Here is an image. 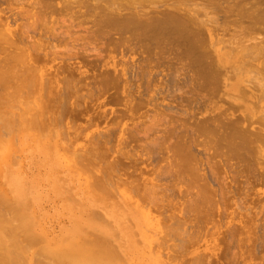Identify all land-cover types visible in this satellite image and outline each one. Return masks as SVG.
Here are the masks:
<instances>
[{
  "label": "bare ground",
  "instance_id": "6f19581e",
  "mask_svg": "<svg viewBox=\"0 0 264 264\" xmlns=\"http://www.w3.org/2000/svg\"><path fill=\"white\" fill-rule=\"evenodd\" d=\"M8 1V0H7ZM6 0H4V3L5 2H7ZM15 1V0H14ZM33 1L35 2L36 0H31V2L30 3H32V4H30V5H36V7H34L33 6V8L34 9H37V11L39 12V13H37L38 14V18H39V16H41V18L43 19H41V18H39V19H41V21L40 20H38V19H36L35 17V19H32V17H30V16H32L33 15V13L32 14H29L30 16L28 17L27 15V17L28 18H31L32 19V21L33 20H35V21H33L32 22V26H31V28H30V26L28 27V24H30V22L28 23V24H26L25 26H26V32L23 30H19L18 28H13V24H12V27H11V25H10V23H15L16 21H17V19H19L18 17H20V16H22V14L21 13H19V11L15 14V13H12V11L11 10H9L8 11V13H11L10 15H7L6 14V17H4V21H2L1 20V13H2V11L0 10V105L2 104H4L2 107L3 108H0V110H2V109H4V108H7L8 107V109H11V108H9V107H13L12 109H16V110H18L19 109V111L21 112L20 113V115H17V113L15 114H10V112L9 113H3V112H1L2 113V115H1V113H0V126H3V125H1V124H3L4 123V127H1L0 129L2 130V128H4V130H5V132H4V137L7 135L8 136V134H11L12 132H13V134H11L12 135V137H13V135L14 134H16L15 132H14V130L11 132V131H9V130H12V129H10V126H11V124H12V126H13V124L15 125V123H18V119L17 120H15V123L13 122H11L10 124H8L9 123V121H10V119H12L13 117L11 116V115H14V118L16 117H18L19 118V116H20V118H21V124H19L18 123V125H23V124H27V125H29V126H31V127H34L33 129H35V130H37L36 132H38V131H40L39 132V134H41V132L43 133V130L44 129H48L46 132L47 133H49V132H51V134H49L48 136H55V134H61L62 133V141H63V139L65 138V136H64V134L66 133V132H63V129H61V128H63L64 126H67V125H69V119L67 118V116L69 115L70 117H71V119H73V117L75 118V119H73V121H75L78 117L80 118V117H83V115L81 116L80 114V112H82V114H84L85 113V111H83L82 109V104H81V100L83 99V98H88V96H89V100L88 101H93V100H96L94 97H92V99H91V96L93 95V92H92V94H89L90 92H87V91H84V96H85V92H87V94H89V95H87L86 94V96L84 97L83 95L80 97L79 95H80V93H78L79 95L78 96H76L75 97V95H74V97L77 99L78 97H80V98H78V99H80V101H78V99H77V101H76V99L73 97V92L72 91H74V87H75V82H77V83H80L79 85L81 86V85H83L84 83V81L85 80H83V79H86L87 78V82L85 81V84L86 85H88V83L90 82L88 79V77H91V79L90 80H94V78H95V86L96 85H98V84H96V83H99V85L102 83V82H104V83H102L101 85H100V87H101V91L103 92V91H105L106 93H108L109 91V89H108V87H109V85L107 84L108 82L110 83L111 82V86L110 87H114V85L112 84V83H115V88L113 89V90H117V89H119V87H120V83H116V82H119L118 80L116 81L115 80V77H117V79H118V77L119 78H121V77H123L124 75H125V78H127L126 76L129 74V76H131L132 74H130L131 72H132V70H130L131 72L130 73H128L127 75L126 74H124V69H125V72H126V65L125 64H123L122 66H124V68L122 67L120 70H118V69H116V67H115V65H114V63H111L112 61H111V58L112 57H114V56H110V54H107L106 56H107V59L106 60H104V58L103 57H100V55H103V50L102 49H104L105 51H106V49L104 48L105 47V44L107 45V44H110V43H108L109 42V40H108V42L107 41H105V40H103V36L105 35V37H107V36H109V38H113V41H114V39H116L117 41H118V43H119V45H118V43H116L115 44V46L116 47H118V49H119V47H123V49H121V50H119L118 51V49L116 48V50H114L115 48V46L113 47V44H112V49L115 51V52H120V54H121V51L123 52V53H125L124 54V56L126 57V58H129V57H127V56H129V55H127V52H129L130 54H132V55H134V54H138L137 52H140L139 54H138V60H139V63H140V61L141 62H145V64L143 63V65L141 64V66H145V67H147V68H149V73H151L153 70H154V68H161L162 67V65H165V64H163L164 62L166 63V69H168V73H171L170 75H172V77L171 76H168L169 74L167 73V72H165L166 73V77L168 76V78L170 77V79H171V81L170 82H172L171 84H172V86L174 85V87L175 88H173V87H171V85H169V86H167V88H169L170 87V89H176V86H175V83L173 84V81H175V82H177V81H179L180 82V80H178L177 78L179 77V76H177L176 77V80H174L173 79V77H174V74H172V72L173 73H177V72H182V70H180V69H178V70H180V71H178L177 70V68H179L178 66H176V65H180V68L182 69L183 68V71H185V70H187L188 72H190V74H191V76H189L190 77V79H189V77H188V80H191V84H192V86L191 87H193L194 85H197V87L195 86V89H194V87H193V91L191 92V94H192V96L196 93V94H200L201 93V95L200 96H198V95H194V96H198V98L199 97H202L203 95L205 96V94H207L206 92L204 93V91L202 90L201 92H200V89L201 88H203V89H210L211 87H213L214 86V88L219 84L218 82H220L219 80H220V74L222 73V71L219 69V68H222V67H224L225 65H228V66H230V67H234V69H237L238 71H237V73H235L234 75H232L233 77L230 79V80H232L233 81V83H231L230 85H226V86H228L231 90H232V92H237V94L240 96V97H238V101H240L239 103H240V105L241 106H239V108L237 107V109L235 108V110H237V111H239V115H236V117L233 119V120H228L227 122H226V120H225V123H223V119L220 121L219 120V118L222 116V115H220V114H218V116H216L215 118H212L213 119V124L215 125V127L212 129L211 128V124H210V128H208V125H209V123L208 122H210V120H212V119H210L211 118V116H213V115H211V116H209V114H206V116H209V118L208 117H206L207 119H205V117H202V119H201V117H200V119H199V117L198 118H195V117H197V116H195L196 115V113H195V115H194V113L192 112V113H190V115H194V116H192V118H193V120H192V122L194 121L195 122V120L197 119V121L199 120V121H201V122H203V120H204V123L202 124L201 122H199L198 121V125H199V127H197V125H196V123H194V125H193V123L191 124L190 123V125H188L189 124V122L187 121V120H185L186 118H187V116H186V114H185V116H186V118H184V116L181 118V120L183 121V125H182V121L180 120L179 121V118H178V120H176V121H178L179 122V124L178 125H181V127H179V126H176V125H174V126H171V125H173V123L175 122V120H173V118L172 117H174V116H172L171 117V125H170V127H172V129H173V127H175V131H176V129H179V128H186V130L187 129H189L190 128V126L192 125L193 126V128H195V130L192 128V126H191V129H193L194 130V132L196 131V130H198V133H197V131H196V133L197 134H199L200 136H202V139H203V141L205 140V139H207V141L209 142V145H210V148H211V154L213 155V151H216V152H218V150L220 149L221 150V148L222 147H224L223 149H225L226 150V152H225V156L223 157V158H225L224 160H226V161H224L225 162V164L226 163H228V161L229 160H231V159H235V160H237V162L238 163H236V165L237 164H239L238 166H241L240 167V169L242 168L245 172H247L248 170L250 171V170H253L252 168H255L253 171H257V169H256V167H255V165L256 166H258L260 169H263V171H262V173H260L261 174V176L263 177L264 176V155H263V153H264V106L262 105V103L264 102V87H263V85L262 84H260V82H258L257 83V87H258V89H256L255 90V92H251L247 87H245V86H243L242 85V83H243V80H242V78L244 77V76H246L247 74H248V71H247V69L248 68H250V67H252V65H260V64H262L263 66H264V46H262L263 44H264V38H260V39H258L257 37H256V34H259V33H264V0H104V2L105 3H101L100 1H102V0H94V8L92 7V8H89V6H91L90 4H92V3H90L88 0H86V1H88L89 3L88 4H86L87 6H84L85 5V1L83 2V3H81V5H77V2L76 1H80V0H76L75 2H76V4H74V5H76L78 8H79V10L78 11H75L74 13H73V9H75V7H73V6H71L70 5V1L69 0H37L35 3H33ZM11 3H12V1H10ZM18 2H19V0H18ZM24 2V1H23ZM74 2V3H75ZM99 2V4L97 5V3ZM16 3V2H15ZM36 3H38L39 5H37ZM72 3H73V0H72ZM71 3V4H72ZM7 4H9V1L7 2ZM83 5V6H82ZM37 6H41V8L40 7H38L37 8ZM80 6H81V8L82 7H86V8H89V9H91V10H96L97 9V11L98 12H96V14H92V11L90 10V12H91V14H89V10H86L87 12H88V16H93V18L91 19V25L94 27V29H92L93 31H95V32H93L92 30V32H93V34L94 33H98V34H100V35H103L102 37V39H101V36H99L100 37V39H99V37H97L96 35L97 34H95L94 36L97 38H95L93 35V37L95 38V42L92 44V43H90V46H92L93 45V47L95 46L94 44H97V46H96V48L94 47L93 49H99V51L101 52V54L99 53V52H97L96 50L94 51L92 48V53H93V51L95 52V54L93 53H90L89 55H87L88 53V50L89 49H86V44H85V46L83 47V50L85 49V52H86V50H87V54L84 52L83 53V50L81 51V49H82V47L80 48L79 47V49L80 50H78V51H76L75 49H72L74 52L76 51L77 53L79 52V51H81V52H79L78 54V56L76 55V56H74L75 55V53L72 51L71 52V50H70V52H68L69 50L68 49H70V48H68L67 50V52L65 53V52H63L62 53V51H60L61 52V54H60V56L58 55V57H60V58H58L57 57V60L58 59H61V57H62V55L64 56L65 54H66V57L64 56V59L61 61V60H59V62L58 63H60V64H58L57 65V63H55V61L57 62V60H56V57L54 56V55H56L55 54V52H57V51H53L54 53H48V50H44V51H47L46 53L42 50V47H40L41 45H39L38 43H35L33 40H32V38L30 39L29 37V33H27V31H29L30 32V29H34V30H32L31 31V33H35L36 32V29H38V28H34L33 27V25H35V26H39V29H40V25H39V21L43 24L45 21H44V19H47V21L46 22H49L48 20V18H51L52 17V15L54 14V16L56 15V14H59L57 17L61 20L62 19V21H64V19H67L68 17H69V14L68 13H70V12H72V14H74V16L76 15V16H78V14H79V16L80 15H82L83 13L82 12H80ZM26 7V6H25ZM31 7V6H30ZM32 8V9H33ZM40 8V10H38ZM85 8V9H86ZM7 9V8H6ZM77 9V8H76ZM85 9L83 8V12L85 11ZM4 11H5V9H4ZM36 11V10H35ZM85 11V12H86ZM23 12V11H22ZM29 12H30V10H29ZM40 12H41V14H40ZM85 12H84V14L83 15H85ZM6 13V12H5ZM36 13H34V15L33 16H37V15H35ZM77 13V14H76ZM220 14V16H218V17H220L221 18V25H222V28L221 27H219V24H217V20H215L214 19V15L215 16H217V14ZM21 14V15H20ZM40 14V15H39ZM64 14V16H63V18L64 17H66V18H61L62 17V15ZM68 14V15H67ZM72 14H70V16H72ZM211 14V15H210ZM213 14V15H212ZM20 15V16H19ZM67 15V16H66ZM81 16L80 18H84L85 16ZM209 15H210V17H209ZM78 16V17H79ZM211 16L213 17V19L211 18ZM47 17V18H46ZM202 17L204 18V19H202ZM25 18V17H24ZM58 18H54V21H52V22H55V21H60ZM70 18H72L71 19V22H69L68 24H72V29H73V25H75L76 23L77 24H79L80 22H84V26H86L87 27V25L88 24H86L85 25V22L87 23L88 21H89V24H90V17L88 18L87 17V14H86V17L85 18H87V19H89V20H87L86 21V19L84 18V19H82V21H80L81 19L80 18H77V17H75V19L77 18L78 19V21H80L79 23L78 22H76L75 20H73V18L74 17H70ZM69 18V19H70ZM58 19V20H57ZM36 20H38V21H36ZM72 20L75 22V24H74V22L72 23ZM83 20H85V21H83ZM23 21H25V20H23ZM44 21V22H43ZM61 21V25H63L65 28L64 29H66V28H69L70 30H71V28H70V26L71 25H68V24H66V21H64V24H63V22ZM67 21H68V19H67ZM38 22V23H37ZM44 23L43 25H41V30L42 31H44V27H47L46 26V24L47 23ZM51 22V21H50ZM243 22H247L246 23V25H244L243 26ZM26 23H27V21H26ZM38 24V25H36V24ZM60 23V22H59ZM58 22H57V25L59 24ZM80 24L81 26L83 25V24ZM218 23H220V22H218ZM66 24V25H65ZM209 24H213V26H211V25H209ZM230 24H235V25H237L238 27H239V30H237V32L235 33V34H237L238 36H237V38L236 39H234L235 37H236V35L234 36V37H232L233 39L231 40V38L228 40H222L221 38L219 39H216V37H215V30H216V28H220L221 29V31H222V36H223V32L225 33V32H227L228 30H227V25L229 26ZM23 25V24H22ZM78 26V28H76V29H78V31H80L79 29H80V27L81 26ZM217 25H218V27H217ZM20 26V25H19ZM24 26V25H23ZM24 26V27H25ZM51 26V25H50ZM49 26V29H51V27ZM60 26V25H59ZM76 26V27H77ZM92 26H91V28H92ZM236 26V27H237ZM60 27H62V26H60ZM83 27V26H82ZM81 27V28H82ZM28 28H29V30H28ZM54 28L55 27H53L52 29H53V31H54ZM57 28V27H56ZM224 28V29H223ZM45 29H47V30H49L48 29V27L47 28H45ZM58 29V28H57ZM74 29H75V27H74ZM73 29V30H74ZM82 29H84V31L87 33H89V30L90 29H88V27H87V31L85 30V28L83 27ZM223 29V30H222ZM47 30L46 31H44L45 33H47ZM70 30H68V31H70ZM73 30H71V31H73ZM226 30V31H225ZM233 30H234V28H233ZM53 31H51L50 30V35H51V39H53L54 37L56 38L58 35H60V36H58L61 40H59V41H61V42H63L64 41V39L65 38H67L68 39V35H71L70 34V32H67V33H69V34H67V33H64V32H66L67 31V29H66V31L64 30V31H62V33H61V31L59 30L58 32H60L59 34H56V33H58L57 31H56V29H55V31H56V33H55V31L53 32ZM76 31V30H75ZM83 31V30H82ZM81 31V32H82ZM90 31V33H89V35H88V37H90L89 39H91V37L92 36H90V34H92V32ZM39 32H41V31H39ZM44 32H41V33H44ZM52 32L54 33V34H52ZM238 32H239V34H238ZM28 35H27V34ZM30 33V34H31ZM44 33V34H45ZM48 33V34H49ZM87 33V34H88ZM64 34H65V38H64ZM78 34H79V32H78ZM87 34H84V35H87ZM231 34V33H230ZM55 35H57V36H55ZM66 35H67V37H66ZM75 35V34H74ZM255 35V36H254ZM264 35V34H263ZM32 36H34V35H32ZM40 36H41V34H40ZM39 36V37H40ZM48 36V35H47ZM61 36L63 37V39L61 38ZM72 37H73V35H71ZM70 36V37H71ZM83 36V35H82ZM231 36H233V35H230V37ZM50 37V36H49ZM53 37V38H52ZM57 37V38H58ZM71 37V38H72ZM83 37H85V36H83ZM43 38V37H42ZM40 38L42 41H43V39L44 40H49V39H47L48 37H46L45 36V38ZM58 38V39H59ZM80 38V37H79ZM94 38H92L91 40H93L94 41ZM108 38V37H107ZM108 38V39H109ZM57 39V40H58ZM75 39V38H74ZM105 39V38H104ZM253 39L255 40H258L256 43L253 41ZM30 40H32V41H30ZM63 40V41H62ZM70 40V39H69ZM73 40V39H72ZM75 40H77V39H75ZM99 40H100V42H99ZM101 40H103L102 42L103 43H101ZM231 40V41H230ZM250 40H252V41H250ZM71 41V40H70ZM83 41V40H82ZM110 41H112V40H110ZM250 41V42H249ZM49 42V41H48ZM75 42H77V41H75ZM89 42V41H88ZM91 42V41H90ZM104 42H106L105 44H104ZM245 42H248V44H246ZM252 42L254 43V44H252ZM69 43V42H68ZM68 43H66V44H68ZM82 43V42H81ZM98 43L99 44H104V47H102L103 45H98ZM112 43V42H111ZM50 44H52V43H50ZM62 44V43H61ZM64 45V44H63ZM75 45H76V43H75ZM75 45H73V46H75ZM111 45V44H110ZM49 46H51V45H49ZM47 47V49H50V47ZM55 46V45H54ZM66 46V45H65ZM70 46H71V42H70ZM81 46V45H80ZM76 47V46H75ZM101 49H100V48ZM77 48H78V46H77ZM76 48V49H77ZM88 48H89V46H88ZM45 49H46V47H45ZM51 49H52V47H51ZM50 49V50H51ZM61 49V48H60ZM65 49V48H64ZM63 49V50H64ZM90 49V50H91ZM124 49H125V51H124ZM53 50H56V49H53ZM66 50V49H65ZM102 50V51H101ZM52 51V50H51ZM105 51H104V53H105ZM43 52V53H42ZM91 52V51H90ZM97 52V53H96ZM112 52V51H111ZM41 53H42V55H41ZM67 53H69V58L71 57V58H73V56H74V58L75 57H78V60H83L84 59V57H86V55H87V57L88 56H90L89 57V59L92 61V62H94V60H92L93 58L95 59V61H97V60H99V58H101L100 60H102V61H100L102 64H101V67L102 68H105V70L106 69H108L109 70V68H111V70L112 71H108V70H106V72L108 71L109 73H111L112 72V74L114 75V78L112 77V76H110V77H112V78H110L109 79V73H106V72H104L105 74V77L108 75V79L110 80V81H108L107 80V77H106V79H105V77H104V75H103V70L100 68V70H102V71H100L99 70V68H98V64L99 63H97L96 65V67L98 68V70H99V72H101L100 73V75L101 76H103L104 77V80L103 81H101L102 79H103V77H101V78H99L100 80H96V78H97V75L99 74L98 73V70L96 71L98 74H96L95 73V71H94V69L91 71L96 77H93L92 78V76H93V74L92 73H89V74H92V76H88L87 77V75H86V77L84 78V76L85 75H83L84 74V72H82V66H80V62L79 61H76V60H74L73 59V61H71L70 62V59H68V56H67ZM73 55H72V54ZM76 53V54H77ZM54 54V55H53ZM71 54V55H70ZM82 54V55H81ZM84 54H86V55H84ZM91 54H92V56H91ZM97 54H100L99 55V58H98V55ZM81 55V56H80ZM94 55H97V56H94ZM115 55H116V53H115ZM122 55V54H121ZM165 55H166V57H165ZM168 55V56H167ZM83 56V59L81 58ZM94 56V57H93ZM104 56V55H103ZM123 56V55H122ZM124 56H123V58H124ZM131 56V55H130ZM135 56V55H134ZM137 56V55H136ZM55 57V58H54ZM86 57V58H87ZM93 57V58H92ZM105 57V56H104ZM117 57H119V55L117 56ZM65 58H67V59H65ZM92 58V59H91ZM166 58H168L167 59V61H165V59ZM76 59V58H75ZM89 59H87V60H85L86 62H91V61H89ZM137 59H134V60H137ZM164 59V60H163ZM66 60H69V61H66ZM72 60V59H71ZM80 60V61H81ZM138 60H137V62H138ZM153 60H155V61H153ZM61 61V62H60ZM132 61V60H131ZM155 62L153 65L154 66H156V67H154L153 65L151 66L150 64L151 63H153V62ZM83 62V64H84V61H81V63ZM85 62V63H86ZM91 62V63H92ZM98 62V61H97ZM118 62H119V60H118ZM117 62V63H118ZM122 62V61H121ZM136 62V61H135ZM90 63V64H91ZM124 63H127V59H126V62H124ZM134 63V62H133ZM157 63V65H155ZM89 63H87L86 65H88ZM127 64H129V61H128V63ZM159 64V65H158ZM167 64H168V66H167ZM82 65V64H81ZM93 65V67H94V65H95V63L94 64H92ZM120 65H121V63H120ZM135 65H137V64H134V66L133 67H135ZM161 65V66H160ZM128 66V65H127ZM137 66H139V64L137 65ZM135 67V70L138 68V67ZM262 66V67H263ZM84 67V66H83ZM86 67V66H85ZM88 67V66H87ZM92 67V68H93ZM144 67V68H145ZM164 67V66H163ZM177 67V68H176ZM90 68V67H89ZM91 68V69H92ZM128 68V67H127ZM129 68H132L131 67V64H130V66H129ZM165 68V67H164ZM82 69V70H81ZM161 69H163V68H161ZM185 69V70H184ZM90 70V69H89ZM127 70H129V69H127ZM138 70V69H137ZM165 70V69H164ZM175 70H176V72H175ZM85 71H86V69H85ZM145 71V70H144ZM143 71V67H141L140 69H139V72H140V74H141V76H144L143 74H145V72ZM158 71V70H157ZM159 71H160V69H159ZM162 71V70H161ZM160 71V72H161ZM166 71V70H165ZM171 71V72H170ZM90 72V71H89ZM134 72V71H133ZM132 72V73H133ZM138 72V73H139ZM146 72H148V71H146ZM155 72H156V70H155ZM155 72L153 73L154 74V77H155ZM188 72H186V73H188ZM219 72H221V73H219ZM127 73V72H126ZM135 73V72H134ZM157 73V72H156ZM164 73V72H163ZM164 73V74H165ZM179 73V75L180 76H182L181 74ZM263 73V72H262ZM82 74V76H83V78H82V76H79V77H81L82 78V80H79L80 82H78V75H81ZM86 74H87V72H86ZM88 74V75H89ZM115 74H117V76H115ZM136 74V73H135ZM140 74H138V76H140ZM158 74H160V73H158ZM158 74H156V79H157V76H158ZM161 74H162V72H161ZM168 74V75H167ZM264 74V73H263ZM99 75V76H100ZM111 75V74H110ZM134 75V74H133ZM137 75V74H136ZM148 74L146 73L145 74V76H144V80H142V81H144V83L146 82V83H148L149 81H152V79L154 80L155 78L153 77L152 79H150L148 76H147ZM176 75H178V74H175V76ZM77 76V77H76ZM98 76V77H99ZM135 76V75H134ZM133 76V77H134ZM146 76L148 77V79H146ZM152 76V75H151ZM150 76V77H151ZM163 76V75H162ZM165 76V75H164ZM75 77L77 78V80L75 81ZM264 77V76H263ZM81 78H79V79H81ZM124 77H123V80L125 79ZM129 78V77H128ZM131 78V77H130ZM129 78V79H130ZM135 78H136V80H137V78L138 77H136L135 76ZM135 78H134V80H135ZM165 78V77H164ZM229 78H230V76H229ZM127 80V82L128 81H130V80ZM141 79H143L142 77L140 78V80ZM155 79V80H156ZM179 79H181V81H183V79H184V81H186L185 79H186V77L185 78H183V77H179ZM219 79V80H218ZM115 80V81H114ZM121 80V79H120ZM133 80V83H132V81L130 82V83H132V84H134V82L136 81H134ZM138 80H139V78H138ZM148 82H147V81ZM154 80V81H155ZM188 80L186 81L187 83H188ZM75 81V82H74ZM89 81V82H88ZM99 81V82H98ZM106 81V82H105ZM108 81V82H107ZM125 81H126V79H125ZM124 81V82H125ZM154 81H152V82H154ZM162 81L163 80H161V83H162ZM169 80L166 78V82L165 81H163V86H165V84H167V82H168ZM183 81V82H184ZM82 82V83H81ZM93 81H91V83H92ZM121 82V81H120ZM123 82V81H122ZM123 82V83H124ZM165 82V83H164ZM170 82H168V83H170ZM179 82L178 83H176V85L178 84L179 85ZM193 82V83H192ZM106 83V86H107V89H106V86H104V84ZM126 83V82H125ZM144 83H143V85H144ZM146 83H145V85H146ZM155 83V82H154ZM160 83V82H159ZM181 83V82H180ZM196 83V84H195ZM218 83V84H217ZM250 83L252 84V82L250 81ZM74 84V85H73ZM84 84V86L82 87L81 86V88L84 90V89H86V87H88L89 85H91V84H89L88 86H86ZM132 84H131V86H132ZM162 84H160V86H159V91H160V89H161V87H162ZM183 84V83H182ZM190 84V83H189ZM189 84H186V86L188 85L189 87H190V85ZM215 84H217L216 86H215ZM250 84V85H251ZM78 85V86H79ZM92 85H93V83H92ZM91 85V86H92ZM117 85H119V87L117 86ZM126 85V84H125ZM129 82H128V84L126 85V86H128L129 87ZM140 85H141V81L139 82V87H140ZM149 85H151L152 87H154V86H156V85H152L151 83H149L148 84V86ZM74 86V87H73ZM77 85H76V87L77 88H79V89H75L76 90V92L78 91V90H81V91H83L81 88H80V86L78 87ZM90 86V87H91ZM94 86V87H95ZM104 88H103V87ZM129 87V89L131 88V92H132V87ZM142 86V85H141ZM148 86H146V87H148ZM149 87V88H152V87ZM166 86L164 87V89L166 88ZM182 85L180 84L179 85V88L181 87ZM185 86V82H184V84H183V86L181 87V88H183ZM188 86L185 88L184 87V89H187L188 88ZM253 87H254V85H252ZM85 87V88H84ZM89 87V88H90ZM93 86H92V89L94 88ZM127 87V88H128ZM134 87V86H133ZM143 87V86H142ZM145 87V89H147ZM158 87V86H157ZM156 87V88H157ZM200 87V88H199ZM221 87V86H220ZM88 88V89H89ZM99 91H97L96 92V90H95V92H96V94H94V96L95 95H100V89L98 88V87H96ZM117 88V89H116ZM123 88H124V86H123ZM126 88V89H127ZM137 88V87H136ZM136 88H133V91H134V89H135V93H136ZM141 88V87H140ZM148 88V89H149ZM155 88V87H154ZM153 88V89H154ZM156 88H155V90H156ZM177 88H178V86H177ZM181 88H180V91L178 90H176V92L178 93V92H182L181 91ZM196 88H199L198 90V92H197V90H196ZM214 88H211V89H214ZM103 89V90H102ZM125 89V90H126ZM129 89H127V91L129 90ZM144 89V90H145ZM148 89L146 90V91H148ZM164 89L162 88V90L161 91H163V92H166L167 90L168 91H170L169 89H165V91H164ZM218 86H217V90L215 89L214 91L213 90H211V91H213V96H215L214 95V93H216V95H217V92H218ZM87 90V89H86ZM110 90L112 91V88H110ZM143 90V88H141V91H143V93L145 92V94L147 95V93H146V91H144ZM152 90V89H151ZM183 90V89H182ZM189 90L191 91V89H189L188 88V92H189ZM220 90V89H219ZM108 91V92H107ZM110 91V92H111ZM117 91H120V90H117ZM123 91V90H122ZM139 91V90H138ZM141 91H139L138 92V94L141 92ZM149 91H150V89H149ZM153 91V90H152ZM152 91H150V92H152ZM171 91H173V90H171ZM170 91V92H171ZM196 91V92H195ZM207 91V90H206ZM210 91V90H209ZM217 91V92H216ZM94 92V93H95ZM101 92V94L103 95V93ZM105 92H104V95L106 96V94H105ZM109 92V93H110ZM116 91H112V93H111V95L110 94H108V96L107 97H105L106 99H104V101L106 100L107 101V98L109 97V95L111 96V98L109 97V102L111 101V100H115V99H117V98H119V96H120V94H116V96L118 95V97H116L115 96V98H113L114 96V93H115ZM131 92H129L128 91V93L129 94H131ZM154 92V91H153ZM162 92V93H163ZM170 92H168L169 94H170ZM183 92H184V90H183ZM188 92L185 90V93L186 94H188ZM195 92V93H194ZM2 93H4V95L2 94ZM98 93V94H97ZM116 93H118V92H116ZM120 93V92H119ZM124 93L126 94L127 92H125L124 91ZM134 93V94H135ZM161 93V92H160ZM167 93V92H166ZM177 93H174L175 95L177 94ZM185 93H184V95H185ZM190 93V92H189ZM194 93V94H193ZM76 94V93H75ZM133 94V93H132ZM137 94V95H138ZM144 94V95H145ZM153 94V96H152V98L153 99H151V101L150 102H152L153 100H156V97H157V95H155V99H154V93H150V95H152ZM155 94H157V91H156V93ZM159 94V93H158ZM168 94V95H169ZM172 94H173V92H172ZM183 94V93H182ZM182 94H181V96H180V94H178L180 97H177L178 99V102H177V100H176V102L179 104L182 100H180V98L182 97ZM77 95V94H76ZM141 94H139V96H140ZM171 95V94H170ZM172 96L174 99H176V96ZM113 96V97H112ZM130 96H133V95H130ZM166 96V95H165ZM192 96H190L189 95V98H190V100L192 99ZM209 96H211V92H210V94H209ZM209 96H206V97H208L209 98ZM213 96H211V97H213ZM121 97V96H120ZM136 97V96H135ZM140 97H142V96H140ZM140 97H136L137 99H141ZM170 97V96H169ZM185 97V96H184ZM205 97V98H206ZM211 97H210V99H211ZM72 98L74 99V100H72ZM96 98L98 99L99 98V96H96ZM100 98H101V95H100ZM133 98V97H132ZM144 98H145V96H144ZM149 94L147 95V98H146V100H148V102H149ZM150 98H151V96H150ZM188 98V96L186 95V98H183L184 100L185 99H187ZM188 98V99H189ZM194 99H193V101L191 100H186L185 102H188V104L186 103V106H185V104H183V103H185L184 101H182L181 103H182V106H181V103L179 104V105H177V103L175 104V107H176V105L179 107V109H181V108H183L184 106H185V108H187L188 106L187 105H189V108H187L188 110L190 109V108H192L193 106H191V105H193V104H191V103H194V101L196 102V98L195 97H193ZM136 99V100H137ZM142 99H143V97H142ZM159 99H161V98H159ZM163 99H164V97H162V99H161V101H163ZM171 99V98H170ZM196 99V100H195ZM207 99V98H206ZM205 99V100H206ZM222 99V98H221ZM84 100V99H83ZM86 100V99H85ZM120 100H122V97L120 98ZM131 100V99H130ZM139 100H137L138 102H136L135 103V101H134V105L136 104H138L139 103ZM168 100V99H167ZM172 100V99H171ZM180 100V101H179ZM204 100V101H205ZM88 101L86 100L85 101V103H88ZM97 101V100H96ZM96 101H95V104H96ZM99 101H100V99H99ZM105 101V102H106ZM116 102L118 101V100H115ZM133 101V100H132ZM142 101V102H141ZM140 101V103L139 104H141V103H143V106H145V104L147 103L146 101H145V99H143V100H141ZM175 101V100H174ZM198 101L199 100H197V104H198ZM204 101H202L201 100V102H199V104H203L204 105ZM220 101V100H219ZM76 103V106H75V103ZM108 101L106 102V103H109ZM119 102V101H118ZM123 102L126 104V106H128V107H131V101L129 102L126 98L124 99L123 98ZM122 102V103H123ZM146 102V103H145ZM149 102V103H150ZM189 102H191L190 104H189ZM78 103V104H77ZM89 103H91V102H89ZM98 103V102H97ZM100 103V102H99ZM101 103H104V102H101ZM106 103H104V104H106ZM115 103V102H114ZM81 104V105H80ZM93 104V103H92ZM104 104L102 105V106H104ZM110 104H112V105H114V106H116V103L115 104H113V101L110 103ZM119 104H121V103H119ZM119 104H117V105H119ZM138 104V109H140V108H142V107H140V106H142V105H139ZM148 104V103H147ZM157 103H155L154 105H156ZM17 105H18V107L20 106L21 107V110H20V108H18L17 107ZM75 106V109H74V106ZM78 105V106H77ZM86 105V104H85ZM90 105V104H89ZM94 105V104H93ZM133 105V108L136 106H134ZM150 105H152V104H149V106ZM167 105V104H166ZM166 105H165V109H166ZM203 105H201V106H203ZM7 106V107H6ZM72 106H73V108H72ZM79 106H81V107H79ZM92 105H90L89 106V108L91 109L92 107H91ZM97 107H98V105H96ZM95 106V107H96ZM109 106V105H108ZM113 106V107H114ZM148 106V107H149ZM162 106V105H161ZM191 106V107H190ZM194 106H196L195 105V103H194ZM230 106H232V105H230ZM15 107V108H14ZM94 107V108H95ZM152 107H154V110H152V111H154L153 113H155V116H153V115H151V116H153V117H156L158 114V112L156 111L157 110V108L155 107V106H152ZM174 107V108H175ZM177 107V108H178ZM79 108V109H78ZM86 108H87V110L89 109L88 108V104H87V106H86ZM107 108V107H106ZM156 108V109H155ZM168 108V107H167ZM173 108V107H172ZM173 108V110L175 111V109ZM176 108V109H177ZM197 108V110H199L200 108L199 107H196ZM203 108V107H202ZM205 108H206V106H205ZM234 108H233V106H232V109L234 110ZM78 109V112L76 111ZM101 109V108H100ZM100 109L99 110H97L96 111V108H95V112H98V114L99 113H104V115H102L103 117L105 116V112H104V109H103V112H101L100 111ZM135 109H136V111L138 110L136 107H135ZM135 109L133 110L134 112H136L135 111ZM150 108H147V110H149ZM152 109V108H151ZM231 109V110H232ZM15 110V111H16ZM85 110V109H84ZM94 109H92L91 111H93ZM107 110V109H106ZM110 110V109H109ZM120 110V109H119ZM147 110H145L146 112H148ZM161 110V109H160ZM168 110V109H167ZM170 110H172V109H170ZM172 110V111H173ZM178 110V109H177ZM184 110V109H183ZM187 110V111H188ZM192 110H195V109H192ZM191 110V111H192ZM201 110V109H200ZM203 111V113H205L204 112V109H202ZM206 110V109H205ZM211 110V109H210ZM232 110V112L234 113L235 111H233ZM6 111V110H5ZM13 111V110H12ZM19 111H17L18 113H19ZM89 112H90V110H88ZM114 111H117V114H114V113H116V112H114ZM122 111V110H121ZM129 110H127V112H128ZM132 111V112H133ZM141 111V110H140ZM145 111H143V113L145 112ZM173 111V112H174ZM181 111H182V109H181ZM180 111V112H181ZM208 111V110H207ZM6 112H8V111H6ZM74 112H77V114L75 113L74 114ZM84 112V113H83ZM109 112V111H108ZM113 114L112 113H110V114H112V115H110L109 113H108V115H109V117H110V119H112V128H111V130L113 129L114 130V128H113V123H115L116 125H119V124H121V121H120V119L117 121L116 119H115V117H112V116H114V115H116V118L118 119L119 117H117V115L119 116L120 114H122V115H124V117H125V115L126 114H124V112L123 113H119V111H118V109L117 110H113ZM133 112V113H134ZM184 112H186V109L184 110ZM189 112V111H188ZM13 113V112H12ZM79 113V114H78ZM119 113V114H118ZM130 113V115H131V112H129ZM128 113V114H129ZM132 113V115H134ZM150 113V112H149ZM161 113V114H160ZM160 113H159V115L161 116L163 113L165 114V112H163V111H160ZM166 113H168V111L166 112ZM170 113H172L171 111H170ZM182 113V112H181ZM10 114V115H9ZM72 114V115H71ZM74 114V115H73ZM93 113H90L89 114V118H86L87 120L89 119V120H91V117H92V119H95L96 120V116L95 117H93L94 116V114H93V116H91ZM97 114V113H96ZM95 114V115H96ZM97 114V115H98ZM106 114H107V111H106ZM137 114H139V113H137ZM142 114V113H141ZM146 114V113H145ZM144 114V115H145ZM151 114V113H150ZM157 114V115H156ZM180 114V113H179ZM188 114V113H187ZM198 114V113H197ZM15 115H17V116H15ZM78 115H80V116H78ZM85 115V114H84ZM101 115V114H100ZM100 115H98V118H100L99 120H103V119H105L106 120V118L104 117H102L101 118V116ZM122 115H120V117H123ZM132 115H131V118H132ZM136 115V114H135ZM134 115V116H135ZM143 115V114H142ZM147 115V114H146ZM145 115V116H146ZM149 115V114H148ZM166 115V114H165ZM170 115V114H169ZM172 115H174V114H172ZM182 115H184V114H182ZM200 115H202L201 114V111H200ZM232 115V114H231ZM68 116V117H69ZM86 116L88 117V115H87V111H86ZM91 116V117H90ZM100 116V117H99ZM138 117H139V115H137ZM164 116V115H163ZM162 116V117H163ZM177 116V115H176ZM175 116V117H176ZM179 116V115H178ZM226 115H224V117H225ZM12 117V118H11ZM109 117H107V118H109ZM127 117H129V116H127ZM126 117V118H127ZM146 117H148V116H146ZM145 117V118H146ZM189 117V116H188ZM223 117V118H224ZM19 118V119H20ZM68 119V124L66 123V122H64V120H67ZM78 118V119H79ZM113 118L116 120V122H114L113 121ZM134 118H136V117H134ZM144 118V117H143ZM142 119V117H141V119L142 120H146V119ZM163 118H165V117H163ZM170 118V117H169ZM204 118V119H203ZM3 119H4V121H3ZM70 119V120H71ZM109 119V120H110ZM151 119H152V117H151ZM151 119H150V126L152 125V122H151ZM157 119V118H156ZM176 119V118H175ZM184 119V120H183ZM187 119H189V118H187ZM195 119V120H194ZM208 119H210V120H208ZM9 120V121H8ZM81 120V119H80ZM82 120H83V118H82ZM98 120V119H97ZM97 120H96V122H97ZM98 120V122H99V124H101L102 122H100ZM101 120V121H102ZM127 120V119H126ZM132 120V119H131ZM142 120H141V123H142ZM148 120H149V117H148ZM155 119H153V124L154 125H156V122H158V120L157 121H154ZM205 120H207V123H206V121ZM13 121V120H12ZM17 121V122H16ZM72 121V120H71ZM73 121H72V123H73ZM84 121V120H83ZM92 121V120H91ZM94 121V120H93ZM138 122H139V120H137ZM143 121V122H144ZM166 121H169L168 119L166 120ZM186 121V122H185ZM1 122H3V123H1ZM7 122V123H6ZM80 122V121H79ZM88 122L89 121H85V123L84 122H82L81 124L83 125V123H84V126H82V127H84V129H85V126L88 124ZM107 122H109L108 120H107ZM137 122V123H138ZM146 122V121H145ZM160 122H162V121H159V123H157L158 125L157 126H160L159 124H161L163 127H165V129H162V127L160 126L159 128H157V126H156V128H157V131L155 132V133H159L160 132V130L162 131V133L160 132V135L161 134H163V137H161V139H163L164 141H166V139H167V143L166 142H164L163 140H161V144H162V142H163V144L165 145L166 144V146L168 145V141H169V143H170V145L169 146H167V147H165V146H163V144L161 145L159 142H158V140H159V136L157 135V136H155V137H159V138H155L154 136H151V137H153V141H149V142H151L150 144H153L154 143V145H152V147L153 146H155V145H158L157 144V142L159 143V145H158V147L157 146H155V147H147V148H149L150 150H153L154 148L156 149V148H160V146H161V148L162 149H164V148H166V150L165 151H167V149L169 150V148H173V149H175V152H171V150H169L172 154H174L175 156H176V158L178 157V162H177V164H178V167H176V166H174V167H176L177 168V170H176V168L174 169L173 168V170H176L175 172H172L173 170H172V168H170L171 166H172V164L174 165V162L172 163V161H174L173 159L171 160V164L169 163L170 161H168V163L171 165H169L170 167H168L167 165H168V163L167 164H165L167 161H165L164 159H161V158H163V157H160L159 155V158L157 157V155L156 154H158L159 152H158V150L159 149H157V150H155L154 149V151L155 152H157V153H153L155 156L154 157H157L158 158V160L159 161H157V164H158V162L159 163H161V161L163 160V161H165V165L167 166L166 168L168 169V168H170L169 170L172 172V175L174 174V177L176 176H178V175H180V174H182V176H179L180 178L181 177H183V175H184V177L183 178H181V179H183V180H185V176L187 175V179H188V177H189V180H188V182L186 183V180L184 181L185 183H183V180H180V182H178V177H177V180H176V177H175V181L177 182V184H179V183H181V184H184V185H186V184H188V185H186V186H188L187 187V189H188V191H187V189L186 190H184V192H180V193H182V195H180V196H185V195H183V193L185 194V192L187 191V192H189V188H193L194 187V185L193 184H195L196 185V183H198V181H200L199 179H203V177L205 176H208V175H205V174H208V173H206L205 172V168L203 167V164H202V166L201 167H203V168H201V169H199V165L197 164V166H198V169H196L197 167H195L194 168V166H195V163L196 162H199V160H200V165H201V162L206 158V154H208V149H206L205 148V146H206V143L204 142V151H205V153L204 154H202L205 158H203V160H202V158L199 156V154H201V152L203 151L202 149V147L200 146V142L201 141H199V146L201 147V150H200V153H199V151H198V153H196V155H197V157H200V159L198 158V160L197 159H195L194 157H195V153L194 152H197V150H199L198 148H197V150H195V149H193L195 146H196V142H192L191 143V145L194 143V145H190V144H188V143H186L187 145H190V146H188L189 147V149H190V147H192V149L193 150H195L193 153H194V157L192 156L193 155V153H192V155H187V153H188V151L186 152V150H185V148L187 149L188 147L185 145V143H183V144H181V142H182V140L180 139H178L179 138V136L181 137V133H183V132H181V131H179V130H177L178 132H180V134L181 135H177L176 133H174V134H176V137H174L173 136V133L172 132H174L172 129V132L170 131V129H168V128H170L168 125V123L167 122H165V123H163V124H166L167 123V125L166 126H164L162 123H160ZM188 123V124H185V123ZM28 123H30V124H28ZM71 123V122H70ZM72 123H71V126H72ZM77 123V122H76ZM87 123V124H86ZM91 123V122H90ZM90 123L88 124V126L90 125ZM94 123V122H93ZM136 123V124H137ZM202 125H204V126H202L201 127V124ZM207 125H206V124ZM86 124V125H85ZM95 124V123H94ZM107 125H108V123H106ZM131 124H133V123H130L129 125L131 126ZM136 124H133L132 126H134V125H136ZM185 124V125H184ZM9 125V126H8ZM17 125V124H16ZM15 125V126H16ZM18 125H17V127H18ZM63 126V127H61V126ZM93 125V124H92ZM92 125H90V126H92ZM97 125V124H96ZM138 125V124H137ZM137 125H136V127H137ZM140 125V124H139ZM138 125V127H140ZM59 126L61 127L60 128V131L57 129V128H59ZM78 126L79 125H77L76 126V128H78ZM90 126H89V130L91 129L90 128ZM101 125H99V127H100ZM102 126H103V124H102ZM109 126H110V124H109ZM115 126V125H114ZM127 126V125H126ZM131 126V127H132ZM142 126H143V124H142ZM147 128L149 127V125L147 126V125H145ZM144 126V127H145ZM185 126H189L188 128L187 127H185ZM195 126V127H194ZM9 127V128H8ZM14 127V126H13ZM68 127V126H67ZM75 127V126H74ZM80 127V126H79ZM118 126H116L115 128H117ZM135 127V126H134ZM134 127H132L133 128V130L135 129L136 130V132H137V134H139L138 132H139V130H138V128L136 129V128H134ZM144 127H142L143 129H144ZM145 127V128H146ZM154 127V126H153ZM179 127V128H178ZM19 128V127H18ZM69 128H70V125H69ZM93 128V127H92ZM97 128V127H96ZM119 128V127H118ZM125 128H127V127H125ZM131 128V129H132ZM146 128V129H147ZM151 128V127H150ZM150 128H148V130H150ZM161 128V129H160ZM198 128V129H197ZM79 129V128H78ZM83 129V130H84ZM88 129H85V130H88ZM99 129V128H98ZM104 129H107L106 128V126H105V128ZM104 129H103V133H102V130H101V132L99 131V133L100 134H104V137L105 136H107L106 138L108 139V140H110L109 139V136L106 134V133H110V131H109V129L108 130H106V131H104ZM120 129V128H119ZM140 129V128H139ZM160 129V130H159ZM200 129V130H199ZM222 129V131H224L223 133H221V130ZM1 130H0V132H1ZM18 130V129H17ZM58 130V132L57 133H55L56 131ZM75 131V129L73 128V126H72V129L70 128V131L71 132H73V131ZM82 129H80V130H78V132L80 133V131H81ZM84 130V131H85ZM128 130L130 131V132H135V131H133V130H130L129 129V127H128ZM127 130V131H128ZM145 130V129H144ZM143 130V131H144ZM152 130V129H151ZM151 130H150V132L149 131H144V132H148L149 134L151 133ZM159 130V131H158ZM163 130H165L164 132L166 133V139L164 138V135H165V133H163ZM169 130V131H168ZM185 132H184V134H186L187 133V131L185 130V129H183ZM192 130V131H193ZM33 132H34V130H32ZM124 131V133L123 134H125V133H127L128 134V132H125V130L122 128V132ZM155 131V130H154ZM153 131V132H154ZM167 131H168V133H172V135H171V133L170 134H168L167 135ZM189 131V130H188ZM191 131V130H190ZM189 131V132H190ZM11 132V133H10ZM76 132V131H75ZM77 132V133H78ZM82 132V131H81ZM95 132H97V130L95 131ZM112 132V134L113 133H115L116 134V132L117 131H111ZM121 132V133H122ZM136 132H135V134H136ZM141 132V131H140ZM177 132V133H178ZM188 132V133H189ZM6 133H8V134H6ZM76 133V134H77ZM79 133L76 135V136H73V138L71 139V141H73V139H75L76 138V140H78L77 139V137H80L82 134H80V136H79ZM91 133H93V132H91ZM99 133H97V134H99ZM108 133V134H109ZM148 133H144V135H148ZM157 133V134H158ZM191 133H193V132H191ZM6 134V135H5ZM53 134V135H52ZM58 134V135H59ZM71 134H74L75 135V133H71ZM96 134V135H97ZM112 134H110V136L112 135ZM122 134V135H123ZM134 133H132L130 136L132 137V136H134L135 135ZM137 134L135 135V136H137ZM141 134V133H140ZM143 134V133H142ZM154 134V133H153ZM152 134V135H153ZM179 134V133H178ZM195 134V133H194ZM194 134H191L190 135V133L188 134L189 135V139L191 140V138L194 136ZM197 134H196V136H197ZM70 135V134H69ZM69 135H68V137H69ZM86 135V134H85ZM118 134H116V136H117ZM143 135V136H144ZM173 136L174 138L170 141V136ZM187 135V136H188ZM61 136V135H60ZM93 136H94V134L91 136L92 138H93ZM97 136H99V135H97ZM97 136H95L98 140L99 139H101L102 138V140H100V142H99V144H101V145H98L97 144V139L95 138V139H92V141L94 140V141H96V142H92V141H90L91 140V138H90V140L89 139H87L88 138V136H85V137H87L86 139L88 140V141H90V142H88L87 140H85V142L86 143H88V145L89 144H91V146H92V144H93V146H95V147H97V146H100L99 148H101V146H102V142H104L105 143V141L104 140H106V138H103V137H97ZM103 136V135H102ZM113 136H115L114 134H113ZM120 136V135H119ZM125 136V138H126V142H127V137L129 136V134L127 135V137H126V134L124 135ZM139 136V135H138ZM169 138H168V137ZM199 136V137H200ZM9 137V136H8ZM75 137V138H74ZM81 137H83V138H81ZM80 138L81 139H83V141H84V136H81ZM112 137V136H111ZM110 137V138H111ZM118 137V136H117ZM121 137V136H120ZM150 137V136H149ZM191 137V138H190ZM7 138V137H6ZM60 138V139H61ZM113 138V137H112ZM111 138V139H112ZM119 138V137H118ZM124 138V137H123ZM123 138H121L122 139V141L124 140L125 141V139H123ZM138 138H141V137H138ZM146 138H147V140H148V137L146 136ZM154 138H155V140H157V142L156 141H154ZM182 138V137H181ZM194 138V137H193ZM193 138H192V140L191 141H196L197 140V138L195 139L194 138V140H193ZM66 139H68L67 137L65 138V142H67V140ZM104 139V140H103ZM114 139H115V137H114ZM131 138H129L128 139V142L130 141V142H133V139L134 138H132L131 140H130ZM144 139H145V136H144ZM152 138H150V140H151ZM169 139V140H168ZM178 141H177V140ZM186 139H187V137H186ZM185 139V141L184 142H186L187 140ZM201 139V140H202ZM107 140V141H108ZM119 140V139H118ZM135 140H137L136 138H135ZM139 141H140V139H138ZM177 142H175V141ZM189 140V141H190ZM63 141V142H64ZM71 141L70 142H67V143H71ZM112 141H114L115 142V144H116V139L115 140H111V142ZM120 141V140H119ZM143 141V140H142ZM180 141V142H179ZM190 141V142H191ZM111 142L110 143H103L104 145H106V148L104 149V148H101V150H102V152H101V150L99 151H97V149L94 147V149H93V147H91L90 145V147H88L87 146V148L86 147H84V149L82 148V146L79 148V146L77 147L78 149H74L73 150V153H72V155L73 156H71V157H73L74 159V163L76 164V165H78L79 167H81L84 171H90L91 172V178L93 179V181H95V182H93L94 184L93 185H95L94 187H96L97 189H94V190H97L98 192L100 191H102L101 193H103V192H105V193H103L102 194V197L105 195V196H109V187H112L113 185H112V182L114 181L113 180V177L116 175V173H115V175H114V172L115 171H117V172H119L118 170H114V167H119V166H117V164H116V162L118 163V162H121L122 160H124V158L123 157H125L126 158V156H129V160H128V157L125 159V160H127V161H130V162H126L127 164H125V162H121V164H123V165H126V171L129 169V165H133V166H131V168H135V166H138L137 165V163H139V160H141V163H144L143 162V158L141 159H139L138 157H136L137 159L135 160V159H133V158H135V157H131V155L132 154H130V153H128V154H130V155H127V152H126V156H124L125 155V153L124 152H122L123 150L122 149H124V148H122L121 146H120V148H122L121 150H120V152H122L123 153V155L122 154H120L119 152H118V150H119V146L117 147L118 148V150H117V154H115V155H117V156H115L116 157V159L118 158V159H120L121 161H119L118 159L114 162V161H112V165H110L111 164V161H110V163H108L109 162V159H108V161H106V154H107V152H108V155H110V153L115 149V147H114V149H113V144H114V142H112L113 144L111 145V148L109 147L110 146V144H111ZM125 142V143H126ZM129 142V143H130ZM137 141H135V143H136ZM148 142V141H147ZM146 142V143H147ZM153 142V143H152ZM156 142V143H155ZM172 142L174 143L175 142V144H177V145H175V147H177V149L175 148V147H173L174 145H172L171 146V144H172ZM198 142V141H197ZM66 143V144H67ZM85 143V144H86ZM123 144H124V142H122ZM211 143H213V144H215L214 146L216 147L217 146V148H219L218 150H216L215 148L214 149H212L213 147V145L211 144ZM64 144V143H63ZM72 144V143H71ZM71 144H68V145H71ZM96 144V145H95ZM114 144V145H115ZM117 144H118V142H117ZM116 144V145H117ZM141 144V143H140ZM148 144V143H147ZM180 144V145H179ZM65 145V144H64ZM87 145V144H86ZM85 145V146H86ZM134 145V147H135V145L136 144H133ZM132 145V146H133ZM146 145V144H145ZM183 145H185L184 146V148H183ZM212 145V146H211ZM74 145H72V147H73ZM136 146H138V144L136 145ZM149 146V145H148ZM171 146V147H170ZM179 146H182V148L181 147H179ZM203 146V145H202ZM102 147H105V146H102ZM107 147H109V148H107ZM125 147H126V145H125ZM129 147V146H128ZM139 147V146H138ZM137 147V148H138ZM141 147V146H140ZM143 147H144V145H143ZM199 147V148H200ZM221 147V148H220ZM71 148V146H69V148L68 149H70ZM98 148V149H99ZM127 148V147H126ZM132 148V147H131ZM196 148V147H195ZM67 149V150H68ZM104 149V150H103ZM145 148H143V156H144V153H145V156L147 155V153L149 154L150 152H149V150H148V152L146 153V152H144L145 150H144ZM162 149H160L159 151L161 152V150ZM178 149H180V150H178ZM182 149H184L183 150V152L184 153H181L182 152ZM191 149V150H192ZM64 150V149H63ZM62 150V151H63ZM105 150H107V152L105 151ZM110 150V151H109ZM132 150V149H131ZM131 150H130V152H131ZM136 150V147H135V149H134V151ZM137 150H139V148L137 149ZM136 150V151H137ZM191 150H190V153H191ZM207 150V151H206ZM219 150V152L221 153V151ZM224 150V151H225ZM65 151V150H64ZM63 151V152H64ZM68 151H72V148H71V150H68ZM68 151H66V153L68 152ZM105 153H104V152ZM126 151H128V150H126ZM146 151H147V149H146ZM164 150H162V153L163 154H166L167 155V153H170L169 151H167L166 153H164L163 152ZM177 151H180L179 153H177ZM110 152V153H109ZM115 152V151H114ZM129 152V151H128ZM153 151H151V153H152ZM213 152V153H212ZM218 152V155L220 154ZM223 152V151H222ZM116 153V152H115ZM119 153V154H118ZM137 153H138V151H137ZM136 152L134 153V155L135 156H137L136 154H137ZM150 153V154H151ZM162 153H159V154H161L162 156H164ZM170 153V155H167V158L169 157V156H171L172 154ZM186 153V154H185ZM190 153H188V154H190ZM139 154V153H138ZM140 154H142V152H140ZM149 154V155H150ZM222 154V153H221ZM221 154L219 155V156H217L216 155V153H214V155H216L218 158L221 156ZM112 155H113V153H112ZM122 156L121 158L120 157H118V156ZM149 155H148V157H149ZM165 155V156H166ZM174 155H172V158H174ZM178 155V156H177ZM213 155V156H214ZM6 156V157H5ZM3 158L4 159H8L7 157L9 156V154L8 155H5ZM144 156V160H145V162H146V164L148 165V161H146V159L148 158L147 156V158ZM165 156H164V158H165ZM193 157V159H195L194 161H193V159L191 158V157ZM209 156V157H208ZM133 159V160H135L133 163L134 164H136V165H134V164H130V163H132V160H130L131 158ZM141 157V156H140ZM151 157H152V155H151ZM153 157V158H154ZM196 157V158H197ZM212 158V159H214L212 156H210V155H207V158L208 159H205L204 161H206L207 162V160H209V158ZM68 158V157H67ZM146 158V159H145ZM153 158H150V159H153ZM221 158V157H220ZM220 158H219V160H220ZM222 158V159H223ZM69 159V158H68ZM169 160H170V157L168 158ZM221 159V160H222ZM3 160V159H2ZM70 160H72V158H70ZM115 160V159H114ZM137 160H138V162H137ZM161 160V161H160ZM197 160V161H196ZM202 160V161H201ZM221 160H220V162H221ZM3 161H5V160H3ZM155 161V160H154ZM155 161V162H156ZM162 161V162H163ZM193 161V162H192ZM196 161V162H195ZM203 161V162H204ZM210 161H212L211 159L208 161V163L210 162ZM136 162V163H135ZM150 162V161H149ZM195 162V163H194ZM217 161H212V163H214V164H212V166L213 165H215V164H217V166H220L221 165V163L220 162H218V163H220V165L218 164V163H216ZM72 163V162H71ZM116 164V166H114L115 164ZM128 163H129V165H128ZM141 163H139V164H141ZM151 163V162H150ZM149 163V165L148 166H150L151 164ZM211 163V162H210ZM222 163H223V161H222ZM70 163H68V165H69ZM121 164H119V165H121ZM156 164V165H157ZM176 163H175V165H177ZM192 164H193V167H192ZM224 164V163H223ZM230 164V163H229ZM234 164H235V161H234ZM71 165V167H73L74 165H72V164H70ZM123 165H121V167L123 166ZM142 165V164H141ZM147 165H145L144 164V166H147ZM156 165L154 166V169H156L155 167H156ZM209 165V164H208ZM254 165V166H253ZM74 167V168H79V167ZM114 166V167H113ZM143 166V165H142ZM204 166H206V164H204ZM210 166H211V164H210ZM210 166H207L208 168H209V170H212V171H215V175H217V174H222V176H220V175H218V177L216 178L218 181H217V183H220V181L222 182V181H224V180H222L221 179V177H224L223 179H225L226 177H225V175H224V173H221L222 172V169H221V167H223V166H220V168H219V170L220 171H218L217 172V168H216V165H215V169L213 170V167H211V169H210ZM225 166V165H224ZM229 165H227V167H228ZM235 166V165H234ZM253 166V167H252ZM151 167V166H150ZM173 167V166H172ZM231 165L228 167V169H230L231 170V168H233V167H231ZM236 167V166H235ZM234 167V168H235ZM250 167H251V169H250ZM65 168H68V166L67 167H65ZM128 168V169H127ZM133 168V169H134ZM139 168V167H138ZM226 168V167H225ZM237 168V167H236ZM235 168V169H236ZM249 168V169H248ZM69 169V168H68ZM67 169V170H68ZM124 169L122 168V171H124ZM133 169H129V171L128 172H130L131 170L133 171ZM142 169H143V172H144V170H147L146 168L144 169V167H142ZM141 168H140V170H142ZM151 169V168H150ZM160 169H161V167H160ZM163 169V168H162ZM167 169H165V166H164V169H163V171L165 170V173L163 172L162 174H166L167 175ZM194 169V170H193ZM203 169V170H202ZM207 169V168H206ZM227 169V170H228ZM239 169V168H238ZM241 169V170H242ZM1 170V169H0ZM72 170H74L73 168H72ZM120 171H121V169H119ZM134 170H137V167H136V169H134ZM158 170V169H157ZM199 172V174L196 172ZM200 170V171H199ZM208 170V169H207ZM209 170H208V172H209ZM234 170V169H233ZM239 171L238 170V172H242V171ZM148 171V170H147ZM147 171H145L143 174H145ZM153 171V168H152V170H151V172ZM169 171V172H170ZM194 171L197 173H195L194 174ZM212 171H210V173H212ZM235 171V170H234ZM233 171V172H234ZM237 171V170H236ZM235 171V172H236ZM248 171V172H249ZM252 171V172H253ZM89 172V173H90ZM95 174V175H92L93 173ZM136 172V171H135ZM134 172V173H135ZM200 172H205L203 175H201V173ZM228 171H226V173H227ZM233 172H232V174H233ZM244 172V173H245ZM247 172V173H248ZM251 172V171H250ZM251 172V173H252ZM131 173V172H130ZM130 173H128L127 175H129V177H134L133 178V180L134 179H138V177H139V175H135L134 176V174L132 175V176H130ZM139 173V172H138ZM161 173V172H160ZM159 173V174H160ZM209 173V175H210V177L212 176V175H214V174H210ZM243 173V172H242ZM241 173V174H242ZM243 173V175H246V173L244 174ZM253 173H255V172H253ZM252 173V174H253ZM257 173V172H256ZM119 174H121V173H119ZM118 174V175H119ZM139 174H142V172H140ZM161 174V175H162ZM194 174V176L195 175H197V176H199L198 178H196V179H193V178H191V175H193ZM229 174V173H228ZM230 174H231V172H230ZM237 175L239 174V173H236ZM122 175V174H121ZM146 175V174H145ZM154 175V174H153ZM158 175V173L156 174V176ZM200 175H201V177L202 178H200ZM215 175H214V177H215ZM248 175H250V174H248ZM248 175H247V177H248ZM253 175H255V174H253ZM136 176H138L137 178H135ZM155 175H154V177H156ZM168 176V175H167ZM170 176V175H169ZM168 176V177H169ZM193 176V177H194ZM251 176V175H250ZM256 176H258L257 174H256ZM255 176V177H256ZM116 177H118L117 175H116ZM115 177V178H116ZM128 177V178H129ZM167 177V178H168ZM174 177H172V178H174ZM213 177V176H212ZM234 177H236V175H234ZM238 177H239V175H238ZM245 177L246 176H243V178H244V180H245ZM247 177H246V179H247ZM89 178V177H88ZM114 178V179H115ZM147 178V177H146ZM146 178H143L144 180L146 179ZM160 178H161V176H160ZM179 178V179H180ZM218 178H220V179H218ZM229 178H232V177H229ZM240 178V177H239ZM251 178H253L254 180H255V178L252 176V177H250V179ZM87 179V178H86ZM131 179V178H130ZM154 179H157V178H154ZM154 179H153V181H154ZM162 179V178H161ZM165 179V178H164ZM191 179V180H190ZM213 179H215V178H213ZM216 179L213 181L212 179V181L214 182V183H216ZM249 179V178H248ZM247 179V180H248ZM257 179V178H256ZM121 180V179H120ZM127 181H128V179H126ZM125 180V181H126ZM133 180H131V181H133ZM147 180V179H146ZM145 180V181H146ZM167 180V179H166ZM172 180H174V179H172ZM172 180H170V181H172ZM195 181L194 183H190L189 184V181H191V182H193V181ZM207 180V178H205V179H203V181H206ZM210 180V181H211ZM244 180H243V183H244ZM246 180V181H247ZM258 180V179H257ZM131 181H129L130 183H131ZM142 181V180H141ZM158 181H159V178H158ZM165 180H163V182H164ZM182 181V182H181ZM202 181V182H203ZM212 181H211V183H212ZM228 181H229V179H228ZM238 182H240L239 180H237ZM237 181H235L236 183H237V185H238V188L237 189H239V187L241 186V184L240 183H238ZM250 181H252V179L250 180ZM250 181L248 180L247 182H249L250 183ZM261 181V180H260ZM92 182V181H91ZM137 183L139 182V180L138 181H136ZM144 182V181H143ZM147 182V181H146ZM154 182H157V181H154ZM202 182L200 183V184H197L198 186H196V187H199V189L197 190V192H194L195 193V196H196V194H199V196H201L200 198H202V196H205V197H203L202 198V200H200V198L198 199L197 197H199V196H197V197H195V198H197V201L199 200V201H204V202H202L203 204L204 203H208L209 201H211L212 203L213 202H216L215 204L213 203V205H210V204H208L209 205V208L211 207V206H214V209L216 208L215 207V205L217 204V201H219V197H220V199L222 200V201H224V203H226L225 201L226 200H229L230 201V196L231 195H229L226 191H225V189H229V188H222L223 187V185L226 183L225 181L223 182V184H218L219 186H221L220 187V191H221V188H222V192H220V195H219V197H217V201H214V198H213V194L210 192V191H208V189L209 188H213L212 186L211 187H209V185H212L208 180L206 181V182H203L204 184L205 183H207V185H208V187H205V186H207V185H205L204 186V184H203V186H204V188H203V186H202ZM254 182V181H253ZM262 183H264L263 182V180L261 181ZM115 183V182H114ZM113 183V184H114ZM123 183V182H122ZM126 183V182H125ZM142 183V182H141ZM162 183V182H161ZM170 182L168 181V184H169ZM175 183V182H174ZM232 183V182H231ZM242 183V184H243ZM246 183V182H245ZM261 183V184H262ZM131 184H134L133 186H134V188H135V190L136 191H134V189H132L135 193L137 192V194L139 195H137V194H135V195H137L139 198H140V200H141V198H142V200L143 199H146L145 201L147 202V203H150V202H152V201H150L149 202V200L148 199H151V194L153 193V192H155V191H153V192H151V191H147L145 188H147L148 190H150V188H151V190L153 189L152 187L153 186H147V185H143V186H145V187H143V188H141L142 186H140L139 184L140 183H138V185L140 186H137L136 187V183L134 182H132ZM156 184V183H155ZM176 184V183H175ZM174 184V185H175ZM247 184V183H246ZM245 184V185H246ZM87 185V184H86ZM129 185V184H128ZM162 185V184H161ZM190 185H191V187H190ZM227 185V186H226ZM229 185L230 184H225V186L226 187H229ZM234 185V184H233ZM236 185V186H237ZM253 185V184H252ZM256 185V184H255ZM257 185H258V183H257ZM4 186V185H3ZM3 186H1V187H3ZM120 186V185H119ZM147 186V187H146ZM155 186H158V185H154V187ZM160 186V185H159ZM158 186V187H159ZM166 186V185H165ZM202 186V187H201ZM224 186V187H225ZM246 186H250V184H247ZM0 187V188H1ZM90 187H92L91 185H90ZM167 187V186H166ZM169 187V186H168ZM172 187H173V185H172ZM171 187V188H172ZM175 187H177L176 185L173 187L174 189H175ZM195 187V188H196ZM232 187H234V186H232ZM133 188V187H132ZM139 189V188H141V189H139V190H142V189H145L146 190V192L147 193H145V195L147 194V197H144V191L142 190L141 192L139 191V190H137V189ZM172 188V189H173ZM191 188V189H192ZM201 188H203V189H201ZM236 188V187H235ZM243 188H244V186H243ZM252 188H253V186H252ZM131 189V188H130ZM190 189V190H191ZM245 189V188H244ZM0 190H3V188L2 189H0ZM86 190H88V189H86ZM93 190V189H92ZM115 190V189H114ZM117 190V189H116ZM169 190H171L170 188H169ZM199 190H203L202 191V193H204L203 195H200L201 194V192L199 191ZM212 190H214L215 191V189H212ZM248 190V189H247ZM168 191V190H167ZM174 191V190H173ZM194 191H196V190H194ZM224 191H225V193L227 194V195H229L228 197V199H227V195L224 193ZM6 192H8L7 190L4 192V191H2V193H4L3 195H2V193L0 194V209H4L3 211L2 210H0V264H30V262L31 261H33L34 260V262H35V264H36V260L38 259L39 260V262H40V264H42V262H43V264H124L121 260H119V261H121V262H118V259L116 260L114 257L115 256H119L118 254H117V252L115 251V253H114V251L112 252V255H111V252H110V246H108V245H106L104 242H103V240H102V238L101 237H95L94 239H87V236H89V235H91V234H89V235H87L86 236V238H84L83 236L81 237V235H80V240H81V243L83 244L82 246H78V245H75L74 244V239L73 240H71L67 245H66V243H65V247H64V250H62V249H58V248H45V246H40L39 248L37 247V246H35L36 244H38V246H39V243H36L37 241H38V238H37V240H36V237L33 235V234H30V233H27L28 232V228H27V231H23V229L24 228H26V227H29V226H27L26 224H28L29 225V222L27 223V221H28V219L24 216V214H23V212L22 211H20V209L18 208V210L20 211H16L17 210V207H16V205H13L14 204V202L12 201V197L8 194V193H6ZM99 192V193H100ZM131 192V191H130ZM139 192V193H138ZM143 192V193H142ZM148 192H150V194H148ZM159 192V191H158ZM161 192V191H160ZM164 192H166L165 191V189H164ZM186 192V193H187ZM217 192V194H218V192H219V189H218V191H216ZM234 192V191H233ZM237 192H239L238 190L236 191V193ZM243 192V191H242ZM241 192V193H242ZM97 193V192H96ZM99 193H98V196H99ZM101 193H100V195H101ZM174 193V192H173ZM194 193L193 194H191V192H190V194L191 195H194ZM209 193H210V195L212 196V200H208L207 198H208V196H210L209 195ZM230 193L232 194V195H234L231 191H230ZM235 193V195L237 196V194H239V196H240V193H237L236 194ZM247 193V192H246ZM9 195V196H6V195ZM111 194V193H110ZM189 194V193H188ZM189 194V195H190ZM5 195V196H4ZM114 195V194H113ZM112 195V196H113ZM153 195V194H152ZM154 195H155V193H154ZM234 195V196H235ZM247 195H249V194H247ZM148 196H150V197H148ZM206 196H207V198H206ZM252 196V195H251ZM254 196V195H253ZM5 197H9L8 199H6ZM10 197H11V199H10ZM100 197V196H99ZM154 197V196H153ZM152 197V199H154ZM161 197H163V196H161L160 195V198ZM214 197H216L215 196V194H214ZM225 197H226V200H225ZM232 197V196H231ZM242 197H243V195H242ZM247 197V199L249 200V198H248V196H246ZM246 197H244V200H245V198ZM250 197V196H249ZM106 198V197H105ZM139 198H138V200H139ZM170 198V197H169ZM166 199V198H164V200H169L170 201V204H171V201H173V200H170L171 198H172V196H171V198L170 199ZM175 198V197H174ZM178 199H179V197H177ZM181 199H182V197H180ZM192 198V197H191ZM193 198H194V196H193ZM192 198V199H193ZM206 198V199H205ZM235 198V197H234ZM233 198V199H234ZM238 198V197H237ZM262 198V197H261ZM260 198V199H261ZM10 199V200H9ZM130 200H132L131 198H129ZM151 199V200H152ZM159 199V198H158ZM162 199V198H161ZM190 199V198H189ZM192 199H190V201L192 200ZM210 199H211V197H210ZM243 199V198H242ZM247 199H246V201H247ZM259 199V200H260ZM263 199H264V195H263ZM155 200V199H154ZM195 200V201H194ZM3 201H6L7 203L6 204H4V202ZM158 201V200H157ZM163 201V200H162ZM161 201V202H162ZM175 201V200H174ZM173 201V202H174ZM177 201V200H176ZM181 201V200H180ZM179 201V202H180ZM187 201V200H186ZM186 201H185V203H186ZM193 201H194V203H196V205H197V201H196V199H193ZM193 201L191 202V203H193ZM221 201V202H222ZM240 201V200H239ZM256 201V200H255ZM9 202H12L13 204H10ZM155 202V201H154ZM167 202V201H166ZM178 202V203H179ZM189 201H187V203H188ZM211 202H209V203H211ZM220 202V201H219ZM218 202V203H219ZM228 202V201H227ZM242 202V201H241ZM253 202H254V199H253ZM257 202V201H256ZM3 203V204H2ZM143 203V202H142ZM199 203V202H198ZM201 203V202H200ZM211 203V204H212ZM224 203L222 202V204L221 205H224ZM258 203V202H257ZM9 204L10 205H12V206H9ZM155 204V203H154ZM165 204V203H164ZM167 204V203H166ZM203 204H202V206H203ZM234 204V203H233ZM249 204V203H248ZM252 204V203H251ZM250 204V205H251ZM2 205H3V207H2ZM149 205V207H150V204H148ZM156 205V204H155ZM155 205H151V207L152 206H154L155 207ZM157 205H159L158 203H157ZM156 205V206H157ZM182 205V204H181ZM189 205V204H188ZM196 205H193L197 210H194V211H196V213H197V215H198V212L197 211H199V209H198V206L196 207ZM199 206H200V204H198ZM7 206V207H6ZM9 206V207H8ZM15 206V207H14ZM18 206V205H17ZM163 207H164V205H162ZM168 206V205H167ZM173 206V205H172ZM187 206V205H186ZM192 206V204L190 205V206H188V207H190V211H192L193 209H195L194 207L192 208L191 207ZM219 206V205H218ZM228 206V205H227ZM234 207L236 206V205H233ZM254 206V205H253ZM252 206V207H253ZM2 207V208H1ZM160 207V206H159ZM179 207V206H178ZM187 207V208H188ZM201 207V206H200ZM204 207L206 208V206L204 205ZM208 207V206H207ZM246 207V206H245ZM248 207V206H247ZM251 207V206H250ZM251 207V208H252ZM11 208V209H10ZM12 208H16L15 210H14V212H11V210H13ZM157 208H158V206H157ZM155 209V210H159V209ZM186 208V209H187ZM149 209V208H148ZM161 209H162V207H161ZM163 209H165V208H163ZM167 209H171V208H167ZM178 209V208H177ZM176 208H175V210L176 211H178ZM189 209V208H188ZM187 209V210H188ZM202 209V208H201ZM211 209L212 208H210L209 210H208V212H207V214L209 213V212H212L211 211ZM214 209H213V212H214ZM151 210H153V209H151ZM154 210V211H155ZM235 210H236V208H235ZM2 211V212H1ZM7 211V212H6ZM8 211H10L9 213H8ZM165 211H167V210H165ZM184 211V210H183ZM193 211V212H194ZM203 209L199 212V214H201V213H204V214H206V212H205V210L203 211ZM218 211V210H217ZM238 211V210H237ZM236 211V212H237ZM241 211V210H240ZM243 211H244V208H243ZM253 211V210H252ZM156 212V211H155ZM154 212V213H155ZM161 212V211H160ZM185 212V211H184ZM192 212V213H193ZM245 212V211H244ZM254 212V211H253ZM5 213H7V215H9V217L5 214ZM11 213V214H10ZM16 213H19V214H21L22 213V216H24V217H22V216H20L19 215V218H18V216H16L17 214ZM95 213H97V212H95ZM159 213V212H158ZM188 213V212H187ZM4 214H5V216H6V218L4 217ZM151 214V213H150ZM161 214V213H160ZM173 214V213H172ZM183 214V213H182ZM216 214V213H215ZM217 214H219V212L217 213ZM251 214V213H250ZM16 217H14V216ZM97 215H99L98 213H97ZM181 215V214H180ZM194 215H195V212H194ZM202 216L201 217H198V220H200V219H203L202 217H203V214H201ZM236 215V214H235ZM246 215V214H245ZM100 216V215H99ZM170 216H171V214H170ZM174 216V219H177V221H178V218H175V217H177L176 215H173ZM173 216H171V217H173ZM186 216H188V215H186ZM196 216V215H195ZM205 216H207V215H204V219L206 218ZM213 216V215H212ZM218 216V215H217ZM244 216V215H243ZM250 216V215H249ZM248 216V217H249ZM9 219H8V218ZM13 217V218H12ZM24 218V220H25V218H26V220H25V224H23L24 222V220L23 221H21L22 220V218ZM170 217V218H171ZM191 217V216H190ZM193 217V216H192ZM208 217V216H207ZM209 217H211V216H209ZM208 217V218H209ZM161 218V217H160ZM186 218V217H185ZM218 218H220V217H218ZM251 218V217H250ZM18 219H20L19 220V222H23L22 224H23V226L21 227V224H19V223H17L18 221ZM173 219V218H172ZM180 219V218H179ZM191 219V218H190ZM207 219V218H206ZM205 219V221H207L208 222V220H206ZM210 219V218H209ZM212 219V218H211ZM210 219V220H211ZM235 219V218H234ZM249 219V218H248ZM15 223H13L12 221ZM17 222H16V221ZM196 220V219H195ZM160 221V220H159ZM180 221V220H179ZM201 221V220H200ZM203 221V220H202ZM225 221V220H224ZM184 222V221H183ZM188 222H189V220H188ZM191 222V221H190ZM195 222V221H194ZM204 222V221H203ZM215 222V221H214ZM217 222H219V221H217ZM216 222V223H217ZM254 222V221H253ZM256 222V221H255ZM13 225H12V224ZM16 223H17V226H16ZM161 222H159V224H160ZM175 223V222H174ZM177 223H181V221L180 222H177ZM185 223H186V221H185ZM184 223V224H185ZM200 223V222H199ZM229 223V222H228ZM231 223H233V220H232V222ZM259 223V222H258ZM20 226H19V225ZM198 224V223H197ZM196 224V225H197ZM202 224H204V223H202ZM218 224V223H217ZM239 224V223H238ZM175 225V224H174ZM179 225V224H178ZM177 225V226H178ZM182 225V224H181ZM195 225V226H196ZM223 225V224H222ZM233 225V224H232ZM243 225H245V226H247V224L245 223V224H243ZM248 225H249V223H248ZM26 226V227H25ZM153 226V225H152ZM156 226V225H155ZM161 226H162V224H161ZM161 226H160V229H161ZM164 226V228H165V230H166V232L165 231H159V226H158V234H159V237H157L156 235H155V233H154V235H155V237H154V235H152V234H150L151 236H153V239H154V242H155V239H156V242H157V245H155V246H157L158 248H164V246H166L165 244L169 241L168 239H165L166 237L168 238V236H171V234L172 233H174V235L173 236H176V238H177V236H180L179 234H176L175 235V233H177L178 231H176L175 230V232H173V230H174V228L176 227H174V226H172V225H168L169 227H168V229L166 228V226L165 225H163ZM170 226H172V227H170ZM180 226V225H179ZM178 226V227H179ZM198 226V225H197ZM239 226V225H238ZM244 226V227H245ZM260 226V225H259ZM24 227V228H23ZM205 227V226H204ZM212 227H213V224H212ZM214 227H216V226H214ZM235 227V226H234ZM233 227V228H234ZM250 227H252V226H250ZM255 227V226H254ZM264 227V226H263ZM155 228V227H154ZM157 228V227H156ZM155 228V229H156ZM173 228V229H172ZM231 228V227H230ZM237 228V227H236ZM256 228H257V226H256ZM152 229V228H151ZM198 229H199V227H198ZM221 229V228H220ZM226 229V228H225ZM235 229V228H234ZM248 228L246 227V229L245 230H247ZM30 230V229H29ZM170 230H172V231H170ZM189 230V229H188ZM202 230V229H201ZM219 230V229H218ZM217 230V231H218ZM226 230H228V229H226ZM229 230H231V229H229ZM233 230V229H232ZM232 230H231V232H232ZM237 230H239V229H237ZM254 230V229H253ZM253 230H251V228L250 229H248V232H253ZM106 231V230H105ZM196 232H197V230H195ZM208 231V230H207ZM235 231H236V229H235ZM235 231H233V233H231V235H229L230 233H228V236H232V238H233V236H235V235H233V234H235V233H237V232H235ZM256 230H254V232H255ZM159 232H161L162 233V235H160V233ZM188 232H190V231H188ZM193 232V231H192ZM230 232V231H229ZM235 232V233H234ZM245 232V231H244ZM243 232V233H244ZM248 232H247V234H248ZM258 232H260V231H258ZM23 233H24V236H23ZM180 233V232H179ZM184 233V232H183ZM200 233V232H199ZM206 233V232H205ZM208 233H209V231H208ZM224 233V232H223ZM242 233V234H243ZM256 233V232H255ZM22 234V235H21ZM188 234V233H187ZM220 234V233H219ZM238 234V233H237ZM244 234H246V233H244ZM243 234V235H244ZM252 234V233H251ZM148 235V234H147ZM147 235H145V237H147ZM193 235V234H192ZM209 235V234H208ZM210 235H212V234H210ZM209 235V236H210ZM214 235V234H213ZM253 235V238H256V237H254V234H252ZM255 235H257V234H255ZM260 235V234H259ZM261 235H262V233H261ZM23 236V237H22ZM144 236V235H143ZM195 236V235H194ZM205 236V235H204ZM215 236V235H214ZM225 236V235H224ZM242 236V235H241ZM248 236H250V233L247 235V237ZM263 236V235H262ZM24 240V239H26L25 241L30 245L31 244V246H29V245H27V246H25L24 245V243H23V240L21 239V238ZM63 237V236H62ZM106 237H108V236H106ZM111 238H112V236H110ZM144 237V238H145ZM150 237V236H149ZM182 237V236H181ZM186 237V236H185ZM198 237V236H197ZM227 237V236H226ZM226 237H222L221 239L223 240L224 238L225 239H227ZM244 237H245V235H244ZM251 237V236H250ZM250 237H248V239L250 238ZM261 237V236H260ZM61 238V237H60ZM74 238V237H73ZM143 238V237H142ZM142 239L143 241L144 240H146V238L145 239ZM169 238H171V237H169ZM173 238V237H172ZM229 238H231V237H229ZM231 238V239H232ZM257 238H258V236H257ZM263 238H264V236H263ZM70 239H72V237H70ZM149 239V238H148ZM147 239V240H148ZM152 239V238H151ZM181 239V238H180ZM190 239H193L192 237L190 238ZM189 239V240H190ZM194 239H195V237H194ZM199 239V238H198ZM197 239V240H198ZM201 239V238H200ZM217 239H219V238H217ZM221 239H219L218 241V243L219 244H222V247L225 249V247H226V244L225 243H229L228 241H230V240H228L227 242H225L224 244H223V242H222V240ZM234 239H236V236L234 237ZM241 239V238H240ZM245 240L247 239L246 237L244 238ZM252 239V238H251ZM36 240V244L34 243V241ZM54 240V239H53ZM58 240V239H57ZM146 240V243H148V241ZM185 240H186V238H185ZM188 240V241H189ZM261 240H263L264 241V239H262L261 238ZM24 241V242H25ZM40 241V240H39ZM114 241V240H113ZM172 241V240H171ZM192 241H194V240H192ZM207 241V240H206ZM210 241H211V239H210ZM233 241V240H232ZM234 241H236V240H234ZM242 241H244L243 240V237H242V240H241V242ZM246 241H248V240H246ZM250 241V240H249ZM249 241H248V243H249ZM25 242V244H27ZM54 242H56V244H57V241H53V243ZM78 242V241H77ZM141 243V245H142V241H138V243ZM151 242V241H150ZM152 243V244H156V242L155 243ZM173 242H174V240H173ZM177 242V241H176ZM181 242V241H180ZM197 242V241H196ZM222 242V243H221ZM254 242H255V240L252 242L253 244H254ZM53 243H51V244H53ZM76 243V242H75ZM136 243V242H135ZM144 244H145V241L143 242ZM172 243V242H171ZM181 243H183V242H181ZM188 243V244H187ZM186 243V245L184 244L182 247L181 246H177V247H180L181 249H177L176 248V246L174 247V248H176V249H174L171 245H169V250H170V248H171V250L174 252V253H176V260H177V258L178 257H180L179 255H181V254H179V253H182V254H187V252L188 253H190L189 252V250H187L189 247H188V245H191V241H189V242H187ZM193 243V242H192ZM231 243V242H230ZM246 242H244V243H242V246H243V244L244 245H246L245 244ZM261 243H262V241H261ZM34 244V246H35V248L37 247L43 254H41V252H39V250L38 249H35L34 251H32L31 252V250L34 248V246H32ZM50 244V245H51ZM56 244H53V245H56ZM150 244V243H149ZM253 244H251L252 246H254ZM175 245V244H174ZM181 245V244H180ZM193 245H194V243H193ZM263 245H264V243H263ZM84 246V247H83ZM135 247H136V245H134ZM139 246V244L137 245V247ZM144 246V245H143ZM147 246V245H146ZM145 246V247H146ZM150 246V245H149ZM152 246V245H151ZM150 246V248L151 249H153L154 250V245L151 247ZM188 248H187V247ZM192 246V245H191ZM215 246V245H214ZM221 246V245H220ZM225 246V247H224ZM229 246V245H228ZM227 246V247H228ZM231 246V245H230ZM229 246V247H230ZM233 246V245H232ZM262 246V245H261ZM29 247H31L32 249L30 250V248ZM43 247V248H42ZM134 247V248H135ZM140 247V246H139ZM138 247V248H139ZM144 247V248H145ZM198 247V246H197ZM243 247H247V245L246 246H243ZM42 248V249H41ZM144 248H142V250L144 249ZM186 248V249H185ZM196 248V247H195ZM207 248V246H205V248L204 249H206ZM222 248V249H223ZM237 248V247H236ZM264 248V247H263ZM113 249H115V247L113 248ZM133 249V248H132ZM137 249V248H136ZM140 249V248H139ZM145 249H149V247L147 248H145ZM174 249V250H173ZM203 249V250H204ZM208 249L209 248H207L206 250H207V252H208ZM212 249V248H211ZM221 249V248H220ZM220 249H218V247H217V250L216 251H218V250H220ZM243 248H241V250H242ZM249 249V248H248ZM38 250V251H37ZM131 250V249H130ZM141 250V251H142ZM153 250H150V252L151 251H153ZM163 250V249H162ZM165 250V249H164ZM168 250V249H167ZM178 250H180L179 251V253L177 252ZM214 250V249H213ZM228 250V249H227ZM226 250V251H227ZM232 250H234L233 249V247H232ZM237 250V249H236ZM253 250V249H252ZM251 250V254H253L254 252ZM35 251H37V253L35 254V253H33V252H35ZM128 251V250H127ZM131 251H133V250H131ZM157 251V250H156ZM195 251H197V249H195ZM195 251H192L191 252V254H195L194 255V257L191 259V261H190V263H188V264H203V263H205V262H203V257H205V259L206 260H208L209 259V257L206 255H202V253L204 252V251H200V252H202V253H200V252H195ZM225 251V252H226ZM261 251V250H260ZM263 251V250H262ZM261 251V252H262ZM38 252L41 254V255H43V256H41V255H39L38 254ZM146 252H148V251H146ZM149 252V253H150ZM207 252H205L206 254H207ZM229 253H231V251H230V249H229V251H228ZM241 252V251H240ZM244 252V251H243ZM259 252V251H258ZM110 253V254H109ZM129 253V252H128ZM152 253V252H151ZM177 253L179 254V255H177ZM204 253V254H205ZM213 253V252H212ZM233 253V252H232ZM234 253H236V251L234 252ZM238 253V252H237ZM260 253V252H259ZM262 253H264V252H262ZM116 254V255H115ZM134 254V253H133ZM218 254H222L221 256L222 257H224L223 256V254L224 255H226L225 253H223V252H219ZM35 255H39V257L41 256L42 257V259H44L43 261H40L41 259L40 258H38V256H35ZM47 257V258H49L50 259V261H49V259H47L45 256ZM114 255V256H113ZM154 255V254H153ZM211 255V254H210ZM213 255V254H212ZM232 255V254H231ZM236 256L235 257H237L238 256V254H235ZM254 255V254H253ZM253 255H252V257H253ZM256 255V254H255ZM260 255V254H259ZM161 256H162V254H161ZM170 257H167V258H172V260L173 259H175V257L173 256V257H171L172 255H169ZM218 256V255H217ZM220 256V255H219ZM221 256H220V260L222 261V259H221ZM233 256H234V254H233ZM33 257V259L31 260V258ZM36 257V258H35ZM45 257V258H44ZM120 257V256H119ZM134 257L136 258V255H134ZM212 257H214V256H212ZM232 257V256H231ZM234 257V259H237V258H235ZM242 257V256H241ZM264 257V256H263ZM116 258H118V257H116ZM137 258H139V257H137ZM137 258H136V260H137ZM149 258H151V256H149ZM153 258V257H152ZM217 258V257H216ZM217 258V259H218ZM226 259H227V257H225ZM255 258V257H254ZM260 258V257H259ZM45 259H46V262L47 263H45L44 261H45ZM120 259V258H119ZM158 259V258H157ZM219 259L217 260V261H219ZM226 259H224L223 261H225ZM230 259V258H229ZM257 259V258H256ZM256 259H254V260H256ZM262 259V258H261ZM37 260V261H38ZM140 260V259H139ZM150 260V259H149ZM172 260H169V261H172ZM183 260V259H182ZM205 260V261H206ZM216 260V259H215ZM230 260H232V259H230ZM241 260H242V258H241ZM240 260V261H241ZM252 260H253V258H252ZM138 261V260H137ZM141 261V260H140ZM175 261V260H174ZM178 261H180L179 259H178ZM220 261V262H221ZM222 261V262H223ZM243 262H245V260H242ZM259 261V260H258ZM264 261V260H263ZM49 262V263H48ZM142 262V261H141ZM206 262H208V261H206ZM220 262H218V264H220ZM229 262V261H228ZM243 262H241V263H243ZM247 262V261H246ZM38 263V262H37ZM157 263V262H156ZM159 263V262H158ZM177 263V262H176ZM175 263V264H176ZM182 263H184V261L182 262ZM210 263L212 264V262L210 261ZM210 263H208V264H210ZM215 262H213V264H214ZM225 264H226V262H224ZM32 264V263H31ZM39 264V263H38ZM160 264H162V262L160 263ZM206 264V263H205ZM215 264H217V262L215 263ZM223 264V263H222ZM244 264V263H243ZM247 264V263H246ZM260 264V263H259ZM261 264H263V263H261Z\"/></svg>",
  "mask_w": 264,
  "mask_h": 264
},
{
  "label": "rangeland",
  "instance_id": "374dc122",
  "mask_svg": "<svg viewBox=\"0 0 264 264\" xmlns=\"http://www.w3.org/2000/svg\"><path fill=\"white\" fill-rule=\"evenodd\" d=\"M7 1V0H6ZM9 1V4H7V2ZM7 2H5L4 3V0H0V10L2 11V13H1V20L2 21H4V17H6V14L7 15H10L11 13H8V11L9 10H13L12 11V13H17L18 11H19V13H21L22 14V16H20V17H18L19 19H17V21L15 22V23H10V25H11V27H12V24H13V28H18L19 30H24L25 32H26V24H28L29 22H30V24H28V27L30 26V28H31V24H32V22L33 21H35V20H33L32 21V19H38V20H40L41 21V16H39V18H41V19H39L38 18V14L37 13H39L38 11H37V9H34L33 8V6L34 7H36V5H30V4H32V3H30L31 2V0H19V2H18V0H8ZM10 1H12V3L10 2ZM24 1V2H23ZM37 1V0H36ZM35 1V2H36ZM39 1V0H38ZM70 1V5L71 6H73V7H75V9H73V13L75 12V11H78L79 10V8L76 6V5H74V4H76V2H77V5L79 4V5H81V3H83L84 1H85V5L84 6H87L86 4H88L90 1V3H92V4H90L91 6H89V8H92L93 6H94V0H88V1H86V0H80L79 2L78 1H76V0H73V3H72V0H69ZM76 1V2H75ZM83 1V2H82ZM16 2V3H15ZM34 1H33V3H35ZM40 2V1H39ZM75 2V3H74ZM101 3H105L104 2V0H102V1H100ZM30 3V4H29ZM72 3V4H71ZM37 5H39L38 3H36ZM84 4V3H83ZM99 4V2L97 3V5ZM26 6V7H25ZM31 6V7H30ZM83 6V5H82ZM87 6V7H88ZM38 7H40L41 8V6H37V8ZM7 8V9H6ZM33 8V9H32ZM40 8L38 9V10H40ZM77 8V9H76ZM83 8L85 9L86 7H82L81 8V6H80V12H82L83 14H84V12L86 11V10H89V14H91V12H90V10L91 9H89V8H86L85 9V11L83 12ZM94 8V7H93ZM4 9H5V11H4ZM29 10H30V12H29ZM36 10V11H35ZM23 11V12H22ZM92 11V14H96V12H98L97 11V9L96 10H91ZM6 12V13H5ZM37 12V13H36ZM33 13V15H34V13H36L35 15H37V16H30L29 14H32ZM40 14H41V12H40ZM39 14V15H40ZM69 14V17L67 18L68 19V21H67V19H64V18H66V17H64L63 18V16H64V14L62 15V17L61 18H63L64 19V21H66V24H68L69 22H71V19L72 18H70V17H74L73 18V20H75L76 22H80V21H82V19H84L85 17H86V14H87V17L89 18L90 17V24H89V21L86 23L85 22V25L86 24H88L87 25V27H88V29H90L89 30V33H90V31L92 30V29H94V27L91 25V19L93 18V16L91 17V16H88V12L86 11L85 12V15H83V16H85L84 18L82 17V18H80L82 15H80L79 16V14H78V16H74V14H72V12H70V13H68ZM67 14V15H68ZM70 14H72V16H70ZM77 14V13H76ZM91 14V15H92ZM29 17H32V19L31 18H28L27 16ZM59 14H56L55 16H54V14L52 15V17L51 18H48L49 20V22H46L47 21V19H44V21L47 23L46 24V26L48 27V29H49V26L51 27V29H49V30H47V29H45V28H47V27H44V31H46L47 30V33H45L44 31H42L41 30V25H43L40 21H39V25H40V29H39V26H35V25H33V27L35 28H38V29H36V32L35 33H31V31L32 30H34V29H30V32L29 31H27V33H29V38L31 39L32 38V40L35 42V43H38L39 45H41L40 47H42V50L44 51V50H48V53L50 52V53H54L55 51H57V52H55V54L56 55H54L55 57H56V60H57V57H58V55L60 56V54H61V52L60 51H62V53L63 52H67L68 50V52H70V50H71V52L73 51L72 49H75L76 51H78V50H80L79 49V47L81 48L83 45L85 46V44H86V49H89L88 50V52H87V50H86V52L88 53H86L85 52V49L83 50V47H82V49H81V51L83 50V53L85 52L87 55H89L90 53H92V49L95 47L96 48V46H97V44H94L95 46L93 47V45L92 46H90V43H94L95 42V34H97L96 36L97 37H99V36H101V39L103 38V40H105V41H107L108 42V40H109V42L108 43H110V44H105L106 42H104V44H105V47H104V44H99L98 43V45H103L102 47H104L105 49H106V51L104 50V49H102L103 50V55L105 56H103V55H100L101 54V52L99 51V49L97 50V49H93L94 51L96 50L97 52H99L100 54H97L98 55V58H99V55H100V57H103L104 58V60H106L107 59V54H110V56H114V57H112L111 58V63H114V65H115V67H116V69H118V70H120L122 67L124 68V66H122L123 64H125L126 65V72H125V69H124V74H128V73H130L131 71L130 70H132V72L130 73V74H132L131 76H129V74L126 76L127 78H125V75L123 76L125 79H126V81H125V79L123 80V77H121V78H119L118 77V79H117V77H115V80L117 81H119V82H116V83H120V87H119V85H117L118 87H119V89H117V90H120V91H117V90H113L114 88H115V83H112L113 85H114V87H110L111 86V82L109 83L108 81H110L109 79L110 78H114V75L112 74V72L111 73H109L108 71H112L111 70V68H109V70L108 69H106V70H108L107 72H106V70H105V68H102L101 67V62L100 61H102V60H100L101 58H99V60H97V61H95V59L93 58L94 56H97V55H94L91 59L92 60H94V62H92L90 59H89V57L90 56H88L87 57V55L86 54H84V55H86V57H84V59H83V56L81 57L83 60H81V61H84V64H83V62L81 63V61L80 60H78V53L79 52H81V51H79L78 53L75 51H73L74 53H75V55L74 56H78V57H75L74 58V56H73V58H69V53H67V56H68V59H70V62L71 61H73V59L74 60H76V61H79L80 62V66H82V72H84V74L83 75H85L84 76V78L86 77V75H87V77L88 76H92V74L94 73L92 70L94 69V71H95V73L96 74H98L97 75V78H96V80H100L99 78H101V77H103V76H101L100 75V73L101 72H99V70H100V68L103 70V75L105 74L104 72H106V73H109V79H108V75L106 76L107 77V84L109 85V87H108V89H107V86H106V83L104 84V86H106V89L110 92L111 90H110V88H112V91H116V92H118V93H114V97L113 98H115V96H116V94H120V96L122 97V100H120V96H119V98H117V99H115V100H118L117 102L113 99V100H111L110 102H109V97L111 98V93H112V91L109 93L108 91V93H106L105 91H101V87H100V85L102 84V83H104V82H102L100 85H99V83H96V84H98V85H96L95 86V78H94V80H90L91 79V77H88L89 79V83H88V85L89 84H91L92 85V83H93V89H92V86L91 85H86L85 84V81L87 82V78L86 79H83V80H85L83 83L86 85V86H88V87H86V89H82L81 88V86L83 87L84 86V84L83 85H79L80 83H77V82H75L76 80H77V78H78V82H80L79 80H82V78H83V76H82V74L81 75H78V77L76 78L75 77V84L78 86H80V88L83 90V91H81V90H78L77 92H76V90L75 89H79V88H77L76 87V85H75V87H74V91H72L74 94H73V97H74V95H75V97L76 96H78L79 94L78 93H80V97L84 94V91H87V92H90L89 94H92V92H93V95L91 96V99H92V97H94L96 100H93V101H88L89 100V96H88V98H86L85 96H86V94H87V92H85V98H83L81 101V104H82V110L83 111H85V115L84 114H82V112H80L81 114V116L83 115V117H78L75 121H73V119H75L74 117H73V119H71V117L69 116H67V118L69 119H71L72 121H73V123H72V121L69 119V125H70V128L72 129V126H73V128L75 129V131H73V132H71L70 131V128H69V125H67V126H61V127H63V128H61L60 126H59V128H57L59 131H60V128L61 129H63V132H66L65 134H64V136H65V138L67 137L68 139H66L67 140V142H70L71 141V139L73 138V136H76L79 132H78V130H80V129H82L81 131H80V133H79V136H80V134H82L81 136H84V141H83V139H81V138H83V137H77V139L78 140H76V138L75 139H73V141H71V143H67V142H65L64 140H65V138L63 139V141H62V133L61 134H55V136H48L49 134H51V132H49V133H47L46 131L48 130V129H44L43 130V133L41 132V134H39V132L40 131H38V132H36L37 130H35V129H33L34 127H31V126H29V125H27V124H23L22 126L21 125H18V123L19 124H21L22 122V120H21V118H20V116H19V118L17 117H15L14 118V115H11L12 117V119H10V121H9V123L8 124H10L11 122L13 123H15V120H17L18 121V123H15V125L17 124L18 125V127H17V125L15 126L14 124H13V126H12V124H11V126H10V129H12V130H9V131H13L14 130V132L16 133V134H14L13 135V137H12V135L11 134H13V132L11 133V134H8V133H6V134H8V136L6 135L5 137H4V132H5V130H4V123L3 122H1V123H3V124H1V125H3V126H0V128L1 127H4V128H2V130H1V132H0V187L1 186H3V187H1L0 189H2L3 188V190H0V192L2 193V191H8V192H6V193H10L9 195L13 198L12 199V201L14 202V204L12 203V202H9L10 204H13V205H16V207H17V212L19 211L18 210V208L20 209V211H22L23 212V214H24V216L28 219V221L26 220V218H25V220L27 221V223L29 222V225L28 224H26L27 226H29V227H26V228H24L23 229V231L25 230V231H27V228H28V232L27 233H30V234H33L35 237H36V240H37V238H38V241L36 242V240L34 241V243L36 242V243H39V246H38V244H36L35 246H37L38 248L40 247V246H45V248H58V249H62V250H64V247L71 241V240H73L74 239V244L75 245H78L79 247L80 246H82L83 244L81 243V240L79 239L80 238V235H81V237L83 236H85L84 238H86V236L87 235H89V234H91V235H89V236H87V239H94L95 237H101L102 238V240H103V242L106 244V245H108V246H110V252H111V255H112V252L114 251V253H115V251L117 252V254L120 256H115L114 258L117 260L118 259V262H123L124 264H160L161 262H162V264H175L176 262V264H188V263H190V261H191V259L194 257V255L195 254H191V252L192 251H195V249H197V251H195V252H200V251H204L203 253L202 252H200V253H202V255L204 256H210L209 257V259L208 260H206L205 259V257H203L204 259H203V262H205L206 264H208V263H210V261L212 262V264H213V262H217V264H218V262H220L221 260L219 259L220 258V256L222 255V254H218L219 252H223V253H225L226 255H224L223 254V256L224 257H222L221 256V259H222V261L224 260V259H226L225 257H227V259L225 260V261H221L220 262V264H225L224 262H226V264H261V263H263L264 264V253H262V252H264V245H263V243H264V241L263 240H261V238L262 239H264L263 238V236H264V199H263V195H264V183H262L261 181L263 180V182H264V176L262 177L261 176V174L260 173H262V171H263V169H260L258 166H256L255 165V167H256V169H257V171L255 170V171H253L255 168H252L253 170H250L251 172L253 171V172H255V173H253V174H255V175H253L249 170V172L247 173V172H245L242 168V170L240 169V167L241 166H238L239 164H237L236 165V163H238L237 162V160H235V159H231V160H229L228 161V163H226L225 164V162L224 161H226V160H224L225 158H223L225 155V152H226V150L225 149H223L224 147H220L221 148V150L219 149V148H217V146L215 147L214 145L215 144H213V143H211L212 145V149H216V150H220L221 151V153L219 152V150H218V152L221 154V158H220V160H221V162H220V160H219V158L217 157V156H219L218 155V152H216V151H213L214 153H216V155H214V153H213V155L211 154V148H210V145H209V142L207 141V139H205L204 141H203V139H202V136H200L199 134H197L198 133V130H196L197 131V133H196V131L194 132V130H195V128H193V126H192V128L194 129H191V126H190V128L189 129H187L186 130V128H179V127H181V125H178L179 124V122L178 121H176V120H178V118H179V121L181 120V118L184 116V118H186V116H187V118H189V119H185V120H187L188 122H189V124L188 123H185V124H188V125H190V123L192 124L193 122H192V120H193V118H192V116H194L195 115V113H196V115L195 116H197V117H195V118H198L199 117V119H200V117H201V119H202V117H205L206 116V114H209V116H211V115H213V116H211V118L210 119H212V118H215L216 116H218V114H220V115H222L220 118H219V120L221 119H223V123H225V120H226V122L228 121V120H233L235 117H236V115H239V111H237V110H235V108L237 109V107L239 108V106H241L240 105V101H238V97H240L238 94H237V92H232V90L228 87V86H226V85H230L231 83H233V81L232 80H230L233 76L232 75H234L235 73H237V69H234V67H230V66H228V65H225L224 67H222V68H219L221 71H222V73L221 72H219V73H221L220 74V82H218L217 84H215V86L217 85L218 86V88L220 89H218V92H217V95H216V93H214V95L215 96H213V91L216 89L217 90V86L214 88V86L213 87H211V88H214V89H203V88H201L200 89V92L203 90L204 91V93L206 92H208L207 94H205V96L203 95L202 97H199L198 98V96H200L201 95V93L198 95V94H196L195 92V94L196 95H198L197 97L196 96H192V94H191V92L195 89V86L197 87V85H194L193 87H194V89H193V87H191L192 86V84H191V80H188V77L189 76H191V74H190V72H188L187 70H185V71H183V68L181 69L180 68V65H176V66H178L179 68H177V70L178 69H180V70H182V74L180 73V72H177V73H173L172 72V74H174V77H173V79L174 80H176V77L177 76H179V77H183V78H185L186 77V81L188 80V83L186 82V81H184V79H183V81L185 82V88L188 86H186V84H189L190 85V87L188 86V88L189 89H191V91L189 90V92H188V88L187 89H184V87L183 88H181L182 86H183V84H184V82L183 81H181V79H179V77L177 78L178 80H180V82L179 81H177V82H175V81H173V84L175 83V86H176V89H173V88H175L174 87V85L172 86V82H170L171 81V79H170V77L168 78V76H171L172 77V75H170L171 73H168L169 71H168V69H166V63L164 62L163 64H165V65H162V67L161 68H163V69H161L160 67L159 68H157L156 66H154L153 64L155 63V62H153V61H155V60H153L152 62L153 63H151L150 65L152 66H154V67H156V68H154V70L151 72V73H149V68H147V67H145V66H141V64L143 65V63L145 64V62H141L140 61V63H139V56H138V54L140 53V52H137L138 54H134V55H132V54H130L129 52H127V55H129V56H127V57H129V58H126L125 56H124V54L126 53H123L122 51H121V54L124 56V58H123V56L120 54V52L118 53V52H115L114 50H116V48L118 49V47H116L115 46V44L116 43H118V41L116 40V39H114V41H113V38H109V36H107V37H105V35L103 36V35H100V34H98V33H94L93 34V32H95V31H91L92 32V34H90V36H92L91 37V39L92 38H94V41L93 40H91V39H89L90 37H88V35H89V33L87 34L85 31H84V29H82L83 27L85 28V30L87 31L88 29H87V27L86 26H84V22L82 23V22H80L79 24H75V22L72 20V23L74 22V24L75 25H73L74 27H75V29H74V27H73V29H72V24H68V25H71L70 26V28H71V30H73V31H71L69 28H66L67 29V31H66V29H64L65 27L63 26V25H61L62 23H61V21H62V19L60 20L57 16H58ZM66 15V16H67ZM211 15V14H210ZM210 15H209V17H210ZM213 15V14H212ZM60 16V15H59ZM218 16H220V14L218 13L217 14V16H215L214 15V19L215 20H217L216 22H217V24H219V27H221L222 28V25H221V18L220 17H218ZM25 17V18H24ZM35 17V18H34ZM58 18L60 21H55V22H52V21H54V18ZM75 17H77V18H80L81 20L80 21H78V19L76 18L75 19ZM47 18V17H46ZM70 18V19H69ZM211 18L213 19V17L211 16ZM57 19V20H58ZM86 19V21L87 20H89V19H87V18H85ZM202 19H204L203 17H202ZM213 19V20H214ZM23 20H25V21H23ZM38 20H36V21H38ZM43 20V19H42ZM26 21H27V23H26ZM51 21V22H50ZM64 21H62L63 22V24H64ZM83 21H85V20H83ZM57 22L59 23L58 25H57ZM218 22H220V23H218ZM38 23V22H37ZM83 24L82 26L80 25V24ZM246 23L247 22H243V26L244 25H246ZM25 26H23V25ZM36 24V23H35ZM65 24V25H66ZM20 25V26H19ZM36 25H38V24H36ZM62 26V27H60V26ZM80 25L81 27H80V31H78V29H76V28H78V26ZM209 25H211V26H213V24H209ZM77 26V27H76ZM91 26H92V28H91ZM237 25H235V24H230L229 26L227 25V32H223V36H222V31H221V29L218 27V25H217V27L218 28H216V30H215V37H216V39H222V40H227L228 38L230 39L231 38V40L233 39L232 37H234L235 35H236V37L234 38V39H236L237 38V34H235L236 32H237V30H239V27L237 26ZM53 27H55L54 28V31H55V29H56V31L58 32L59 30L61 31V33H62V31H66V32H64V33H67V32H70V34L71 35H73V37L71 36V35H68V39L67 38H65V34H64V41L63 42H61V41H59V40H61L58 36H60V35H55V36H57L56 38L54 37H52L53 39H51V35H50V30L51 31H53ZM58 29H57V28ZM233 28H234V30H233ZM224 29V28H223ZM222 29V30H223ZM28 30H29V28H28ZM68 30H70V31H68ZM76 30V31H75ZM83 30V31H82ZM39 31H41V32H44V33H41V32H39ZM53 31V32H54ZM56 31H55V33H56ZM82 31V32H81ZM226 31V30H225ZM236 31V32H235ZM33 32V31H32ZM50 32V33H49ZM52 32V34H54ZM78 32H79V34H78ZM26 33V34H27ZM31 33V34H30ZM49 33V34H48ZM60 32H58V33H56V34H59ZM231 33V34H230ZM40 34H41V36H40ZM63 34V33H62ZM67 34H69V33H67ZM75 34V35H74ZM84 34H87V35H84ZM235 34V35H234ZM238 34H239V32H238ZM264 33H259V34H256V37L258 38V39H260V38H264V35H263ZM28 35V34H27ZM32 35H34V36H32ZM48 35V36H47ZM85 36V37H83V36ZM230 35H233V36H231L230 37ZM40 36V37H39ZM45 36L46 37H48L47 39H49V40H44L43 38H45ZM50 36V37H49ZM72 38H71V37ZM103 36V37H102ZM255 36V35H254ZM43 37V38H42ZM66 37H67V35H66ZM80 37V38H79ZM40 38H42L43 39V41L40 39ZM61 38L63 39V37L61 36ZM77 39V40H75V39ZM46 39V38H45ZM58 39V40H57ZM71 41H70V40ZM73 39V40H72ZM97 39V38H96ZM99 39H100V37H99ZM228 39V40H229ZM32 40H30V41H32ZM83 40V41H82ZM103 40H101V43H103L102 41ZM110 40H112V41H110ZM230 40V41H231ZM49 41V42H48ZM75 41H77V42H75ZM89 41V42H88ZM91 41V42H90ZM250 41H252V40H250ZM249 41V42H250ZM253 41L256 43L258 40H254L253 39ZM69 42V43H68ZM70 42H71V46H70ZM82 42V43H81ZM97 42V41H96ZM95 42V43H96ZM99 42H100V40H99ZM112 42V43H111ZM50 43H52V44H50ZM62 43V44H61ZM66 43H68V44H66ZM75 43H76V45H75ZM114 43V44H113ZM246 44H248V42H245ZM64 44V45H63ZM112 44H113V47L115 48L114 50L112 49L113 47H112ZM252 44H254L253 42H252ZM49 45H51V46H49ZM55 45V46H54ZM66 45V46H65ZM73 45H75V46H73ZM81 45V46H80ZM118 45H119V43H118ZM50 47V49H51V47H52V51L50 50V49H47V47ZM77 46H78V48H77ZM88 46H89V48H88ZM262 46H264V44L262 45ZM45 47H46V49H45ZM98 47V46H97ZM101 47V48H102ZM61 48V49H60ZM66 50H65V49ZM68 48H70V49H68ZM77 48V49H76ZM92 48V49H91ZM100 48V47H99ZM100 48V49H101ZM53 49H56V50H53ZM64 49V50H63ZM68 49V50H67ZM91 49V50H90ZM121 49H123V47L121 48V47H119V49H118V51L119 50H121ZM101 50V51H102ZM54 51V52H53ZM91 51V52H90ZM93 51V53L95 54V52ZM104 51H105V53H104ZM112 51V52H111ZM124 51H125V49H124ZM45 53L47 52V51H44ZM65 52V53H66ZM96 52V53H97ZM43 53V52H42ZM42 53H41V55H42ZM49 53V54H50ZM60 53V54H59ZM77 53V54H76ZM82 53V52H81ZM92 53V54H93ZM115 53H116V55H115ZM58 54V55H57ZM64 54V53H63ZM72 54V53H71ZM70 54V55H71ZM92 54H91V56H92ZM73 55V54H72ZM82 55V54H81ZM80 55V56H81ZM119 55V57H117ZM126 55V54H125ZM131 55V56H130ZM137 55V56H136ZM65 57H66V54L64 55ZM64 56L62 55V57H61V59H58L57 60V62L55 61V63H57V65L58 64H60V63H58L59 62V60H63L64 59ZM168 56V55H167ZM54 57V58H55ZM138 59H137V58ZM165 57H166V55H165ZM58 58H60V57H58ZM63 58V59H62ZM106 58V59H105ZM65 59H67V58H65ZM72 59V60H71ZM87 59H89V61H91V62H86L85 60H87ZM126 59H127V63H128V61H129V64H127V63H124V62H126ZM134 59H137L138 60V62H137V60H134ZM167 59L168 58H166L165 59V61H167ZM118 60H119V62H118ZM132 60V61H131ZM164 60V59H163ZM60 61V62H61ZM66 61H69V60H66ZM88 61V60H87ZM122 61V62H121ZM136 61V62H135ZM86 62V63H85ZM118 62V63H117ZM134 62V63H133ZM87 63H89L88 65H86ZM91 63V64H90ZM95 63V65H94V67H93V65L92 64H94ZM97 63H99L98 64V68H99V70H98V68L96 67L97 65ZM120 63H121V65H120ZM123 63V64H122ZM82 64V65H81ZM130 64H131V67L132 68H129V66H130ZM134 64H139V66H137V65H135V67L137 66L138 68V70L136 69L135 70V67H133L134 66ZM128 65V66H127ZM155 65H157V63L155 64ZM159 65V64H158ZM84 66V67H83ZM86 66V67H85ZM88 66V67H87ZM161 66V65H160ZM165 68H164V67ZM167 66H168V64H167ZM263 65L262 64H260V65H252V67H250V68H248L247 69V71H248V74L246 75V76H244L243 78H242V80H243V83H242V85L243 86H245V87H247L251 92H255V90L256 89H258V87H257V83L258 82H260V84H262L263 85V87H264V66L262 67ZM90 67V68H89ZM93 67V68H92ZM128 67V68H127ZM141 67H143V71L145 72V74L147 73L148 75V77L150 78V79H152L153 77H154V72H155V70H156V72H155V79H156V74H158V73H160V74H158V76H157V79L154 81L153 79H152V81H154V82H152V81H147L148 83H146V85H145V83H144V81H142V80H144V76H145V74H143L144 76H141V74H140V72H139V69L141 68ZM145 67V68H144ZM92 68V69H91ZM85 69H86V71H85ZM90 69V70H89ZM127 69H129V70H127ZM159 69H160V71L162 72V74H161V72L159 71ZM166 71H165V70ZM98 70V73L96 72ZM102 70H100V71H102ZM158 70V71H157ZM180 70H178V71H180ZM90 71V72H89ZM93 73H92V72ZM146 71H148V72H146ZM86 72H87V74H86ZM139 72V73H138ZM165 72H167L168 74V76L166 77V73L164 74ZM171 72V71H170ZM175 72H176V70H175ZM186 72H188V73H186ZM263 72V73H262ZM89 73H92V74H89ZM94 73V74H95ZM179 73L182 75V76H180L179 75ZM89 74V75H88ZM93 74V76H92V78L93 77H96L95 75ZM111 74V75H110ZM136 77H138L139 78V80H138V78H137V80H136V78H135V76ZM138 74H140V76H138ZM175 74H178V75H176L175 76ZM100 75V76H99ZM106 75V74H105ZM105 75H104V77H105ZM152 75V76H151ZM163 75V76H162ZM165 75V76H164ZM79 76H82V78L81 77H79ZM99 76V77H98ZM110 76H112V77H110ZM115 76H117V74H115ZM134 76V77H133ZM146 76V79H148V77ZM151 76V77H150ZM229 76H230V78H229ZM104 77H103V79L101 80V81H103L104 80ZM106 77H105V79H106ZM131 79H129V78ZM143 78V79H141L140 80V78ZM165 77V78H164ZM79 78H81V79H79ZM134 78H135V80H134ZM166 78L169 80L168 82H170V83H168L167 82V84H165V86L167 85V86H169V85H171V87H173L172 89H170V87L169 88H167V86H166V88L165 89H169L170 91L171 90H173V91H166V92H163V91H161L162 90V88L164 89V87L165 86H163V81H165L166 82ZM121 79V80H120ZM130 80V81H128L129 82V87L131 86V84L133 83V80L135 81L134 82V84H132V92L130 91L131 90V88L129 89V87L128 86H126L127 84H128V82H127V80ZM189 79H190V77H189ZM114 80V81H115ZM161 80H163L162 81V83H161ZM91 81H93L92 83H91ZM121 81V82H120ZM124 83H123V82ZM132 81V83H130ZM141 81V85L143 86H141L140 85V87L141 88H143V90L145 89V87L146 86H148V84L149 83H151L152 85H156V86H154L155 88H156V90H155V88L154 87H152L151 85H149L148 87H146L147 89L151 86L152 88H149L150 89V91H152V92H150L149 91V89H148V91H146L147 89H145L144 91H146V93H147V95L149 94V102L151 101V99H153L152 98V96H153V94L152 95H150V93H154V99H155V95H157V97H156V100H153L152 102H148V100H146V98H147V95L145 94V92L143 93V91H141V88L139 87V82ZM250 81L252 82V84L250 83ZM99 82V81H98ZM106 82V81H105ZM160 82V83H159ZM164 82V83H165ZM179 82V85L181 84L182 86L180 87L181 88V93L180 92H176V90L178 89L179 91H180V88H179V85L177 84L176 85V83H178ZM82 83V82H81ZM143 83H144V85H143ZM183 83V84H182ZM193 83V82H192ZM126 84V85H125ZM160 84H162V87H161V89H160V91H159V86H160ZM196 84V83H195ZM251 84V85H250ZM74 85V84H73ZM252 85H254V87L252 86ZM78 86V87H79ZM91 86V87H90ZM123 86H124V88H123ZM134 86V87H133ZM177 86H178V88H177ZM221 86V87H220ZM90 87V88H89ZM96 87H98L99 89H100V91L103 93V95L101 94V92H100V95H101V98H100V95H95L94 96V94H96V92L97 91H99ZM103 87V86H102ZM128 87V88H127ZM137 87V88H136ZM85 88V87H84ZM89 88V89H88ZM104 88V87H103ZM129 89L128 91L129 92H131V94H129L128 93V91H127V89ZM133 88H136L137 90H136V93H135V89H134V91H133ZM154 88V89H153ZM200 88V87H199ZM199 88H196V90H197V92L199 91L198 89ZM126 89V90H125ZM152 89V90H151ZM165 89H164V91H165ZM184 90V92H183V90ZM193 89V90H192ZM95 90H96V92H95ZM103 90V89H102ZM123 90V91H122ZM141 91L139 94H141L140 96H142L143 97V99H145V101L148 103H146L145 104V106H143V103H141V104H139L140 103V101L141 100H143L142 99V97H140L139 96V94H138V92L139 91ZM177 90V91H178ZM185 90L188 92V94H186L185 93ZM207 90V91H206ZM211 90H213V91H211ZM124 91L125 92H127L126 94L124 93ZM156 91H157V94H155L156 93ZM95 92V93H94ZM104 92H105V94H106V96L104 95ZM120 92V93H119ZM161 92V93H160ZM163 92V93H162ZM168 92H170V94L168 93ZM172 92H173V94H172ZM210 92H211V96H213V97H211V96H209V94H210ZM77 95H76V94ZM133 93V94H132ZM135 93V94H134ZM159 93V94H158ZM174 93H177L176 95L174 94ZM183 93V94H182ZM184 93H185V95H184ZM3 95H4V93H2ZM89 94H87V95H89ZM98 94V93H97ZM108 94H110L109 95V97L107 98V101L109 102V103H106L105 101H104V99H106L105 97H107L108 96ZM138 94V95H137ZM145 94V95H144ZM169 94V95H168ZM178 94H180V96H181V94H182V97L180 98V100H182V101H186L188 98H189V95L190 96H192V101H193V97H195L197 100H199L198 101V104H197V100H196V102L194 101V103H195V105L196 106H194V103H191V102H189V104L191 103V104H193V105H191V106H193L192 108H190L189 110L187 109V108H189V105H187L188 107L187 108H185V106H186V103L188 104V102H185V103H183V104H185V106L183 107V108H181L182 109V111H181V109H179V107L177 106V105H179L177 102H178V98L177 97H180ZM130 95H133V96H130ZM166 95V96H165ZM176 96V99H174L172 96ZM186 95L188 96V98L187 99H183V98H186ZM96 96H99V98L97 99L96 98ZM138 98V97H140L141 99L139 100V99H137L136 97ZM144 96H145V98H144ZM150 96H151V98H150ZM170 96V97H169ZM185 96V97H184ZM206 96H209V98L208 97H206ZM74 97V98H75ZM80 97H78V98H80ZM116 97H118V95L116 96ZM133 97V98H132ZM162 97H164V99H163V101H161V99H162ZM207 99H206V98ZM210 97H211V99H210ZM77 98V99H78ZM123 98L125 99H127L130 103H131V107H128V106H126V104L123 102ZM159 98H161V99H159ZM172 100H171V99ZM191 98V97H190ZM190 98L188 99V100H190ZM222 98V99H221ZM76 99V98H75ZM77 99H76V101H77ZM81 99V98H80ZM80 99H78V101H80ZM88 101V103H85V101L86 100ZM99 99H100V101H99ZM131 99V100H130ZM139 100V105H142V106H140V107H142V108H140V109H138L139 107H138V104L135 106L133 103H134V101H135V103L136 102H138L137 100ZM168 99V100H167ZM206 99V100H205ZM72 100H74L73 98H72ZM133 100V101H132ZM175 100V101H174ZM176 100H177V102H176ZM179 100V101H180ZM187 100V101H188ZM190 100V101H191ZM201 100L202 101H204L205 103H204V105L203 104H199V102H201ZM220 100V101H219ZM77 101V102H78ZM95 101H96V104H95ZM113 101V104H115L116 103V106H114V105H112V104H110L111 102ZM89 102H91V103H89ZM98 102V103H97ZM100 102V103H99ZM101 102H104V103H106V104H104V103H101ZM115 102V103H114ZM123 102V103H122ZM142 102V101H141ZM75 103V102H74ZM94 105H93V104ZM119 103H121V104H119ZM155 103H157L156 105H154ZM177 103V105H176V107H175V104ZM78 104V103H77ZM80 104V105H81ZM86 104V105H85ZM87 104H88V108H89V106L90 105H92L91 107V109L89 108L88 110H90V112L87 110V108H86V106H87ZM90 104V105H89ZM104 104V106H102ZM117 104H119V105H117ZM149 104H152V105H150L149 106ZM167 104V105H166ZM2 105V104H1ZM0 105V108H3L2 106L4 105H2L1 106ZM96 105H98V107L96 106ZM109 105V106H108ZM133 105L138 109L137 111H136V109H135V107L133 108ZM162 105V106H161ZM165 105H166V109H165ZM201 105H203V106H201ZM230 105H232L233 106V108H234V110L232 109V106H230ZM262 105L264 106V102L262 103ZM74 106V105H73ZM73 106H72V108H73ZM75 106H76V103H75ZM75 106H74V109H75ZM78 106V105H77ZM96 106V107H95ZM114 106V107H113ZM149 106V107H148ZM152 106H155L156 108H157V116L156 117H153V116H155V113H153L155 110H154V107H152ZM180 106V105H179ZM181 106H182V103H181ZM190 106V107H191ZM205 106H206V108H205ZM7 107V106H6ZM17 107H18V105H17ZM79 107H81V106H79ZM96 108V111L97 110H99L100 108V111L101 112H103V109H104V112H105V118H106V120L105 119H101V120H99L100 118H98V115H100L101 116V118L103 117L102 115H104V113L102 114V113H99L98 114V112H95V108ZM107 107V108H106ZM168 107V108H167ZM175 109V111L173 110V108ZM178 107V108H177ZM196 107H199L200 109L199 110H197V108ZM203 107V108H202ZM9 108H11V109H8V107L7 108H4V109H2V110H0L1 112H3V113H9L10 112V114H14L15 112L17 113V115H20V111H19V109L18 110H16V109H12L13 107H9ZM15 108V107H14ZM18 108H20V110H21V107L19 106ZM147 108H150L149 110H147ZM152 108V109H151ZM155 108V109H156ZM178 110H177V109ZM79 109V108H78ZM78 109L76 110L77 112H78ZM85 109V110H84ZM92 109H94L93 111H91ZM107 109V110H106ZM110 109V110H109ZM117 110L118 109V111H119V113H123L124 112V114H126L125 115V117H124V115H122V114H120V115H122L123 117H120V115L118 116L117 115V117H119L118 119L116 118V115H114V116H112V117H115V119L118 121L119 119H120V121H121V124H119V125H116L115 123H113V128H114V130L115 131H117L116 132V134H118L117 136L119 137H117L116 136V134L115 133H113L115 136H113V134H112V132L111 131H114L113 129L111 130V126H112V119H110V117H109V115H108V113L110 114V113H114V112H116V113H114V114H117V111H114L113 112V110ZM120 109V110H119ZM135 109V111L136 112H134L133 110ZM161 109V110H160ZM168 109V110H167ZM170 109H172V110H170ZM186 109V112H184V110ZM192 109H195V110H192ZM202 109H204V112L205 113H203L202 111ZM206 109V110H205ZM211 109V110H210ZM233 111H235L234 113L232 112V110ZM8 111V112H6V111ZM13 110V111H12ZM16 110V111H15ZM123 112H122V111ZM127 110H129L128 112H127ZM141 110V111H140ZM145 110H147L148 112H146ZM152 110H154V111H152ZM189 112H188V111ZM192 110V111H191ZM208 110V111H207ZM17 111H19V113L17 112ZM86 111H87V115H88V117L86 116ZM106 111H107V114H106ZM109 111V112H108ZM136 114H134L133 112ZM143 111H145L144 113H143ZM160 111H163V112H165V114L163 113L161 116L159 115V113H160ZM168 111V113H166ZM170 111L172 112V113H170ZM182 113H181V112ZM200 111H201V114L202 115H200ZM0 112V113H1ZM13 112V113H12ZM77 112H74V114L76 113L77 114ZM129 112H131V115H132V113L135 115H132V118H131V115H130V113ZM151 114H150V113ZM194 113V115L192 114V115H190V113ZM15 113V114H16ZM90 113H93L94 114V116H93V114L91 115V116H93V117H97L96 118V120L98 119L100 122H102L101 124H99V122H98V120H97V122H96V120L95 119H92V117H91V120H89L90 118H89V114ZM98 115H97V114ZM118 113V114H119ZM129 113V114H128ZM137 113H139V114H137ZM143 115H142V114ZM147 115H146V114ZM180 113V114H179ZM188 113V114H187ZM198 113V114H197ZM9 114V115H10ZM73 114V115H74ZM79 114V113H78ZM96 114V115H95ZM112 114H110V115H112ZM146 116H148L149 117V120H148V117H146ZM149 114V115H148ZM154 114V115H153ZM161 114V113H160ZM170 114V115H169ZM172 114H174V115H172ZM182 114H184V115H182ZM185 114H186V116H185ZM232 114V115H231ZM1 115H2V113H1ZM17 115H15V116H17ZM72 115V114H71ZM80 115H78V116H80ZM137 115H139V117L137 116ZM151 115H153V116H151ZM164 115V116H163ZM177 115V116H176ZM179 115V116H178ZM224 115H226L225 117H224ZM99 116V117H100ZM127 116H129V117H127ZM165 117V118H163V117ZM172 116H174V117H172ZM176 116V117H175ZM189 116V117H188ZM209 116H206V117H208L209 118ZM89 118L88 120L86 119V118ZM103 117V118H104ZM107 117H109V118H107ZM127 117V118H126ZM134 117H136V118H134ZM141 117H142V119H144L145 117V121L144 120H142L141 119ZM144 117V118H143ZM151 117H152V119H151ZM170 117V118H169ZM171 117L173 118V120H175V122L173 123V125H171L172 123H171ZM205 117V119H207ZM224 117V118H223ZM66 118V119H67ZM82 118H83V120H82ZM157 118V119H156ZM176 118V119H175ZM68 119L67 120H64V122H66L67 124H68ZM81 119V120H80ZM110 119V120H109ZM114 118H113V121L115 120ZM127 119V120H126ZM132 119V120H131ZM150 119H151V122H152V125L150 126ZM153 119H155L154 121H157L158 119V122H156V125H154L153 123ZM169 120V121H166V120ZM204 119V118H203ZM210 119H208V120H210ZM13 120V121H12ZM94 120V121H93ZM107 120L109 121V122H107ZM116 120L114 121V122H116ZM137 120H139V122L137 121ZM141 120H142V123H141ZM184 120V119H183ZM195 120V119H194ZM220 120V121H221ZM1 121V120H0ZM3 121H4V119H3ZM16 121V122H17ZM80 121V122H79ZM85 121H89L88 122V124L90 123V125H92V126H90V130L88 129L89 128V126H88V124L85 126V129H88V130H85L84 129V127H82V126H84V123H85ZM144 121V122H143ZM159 121H162V122H160V123H165V122H169L168 124V126L170 127V125L171 126H174V125H176V126H179L178 128L179 129H176V131L174 130L175 129V127H173V129H172V127H170V128H168V129H170V131L172 132V130L174 131V132H172L173 133V136L174 137H176V134L177 135H181V137L179 136V140L181 139L182 140V142H181V144H183V143H185V145L188 147V146H190L191 145V143L192 142H196L197 144H196V146L194 145V143L192 144V145H194L195 147L193 148V149H195V150H197V148L199 149V150H197V152H194L195 150H193L192 149V147H190V149H189V147L186 149L185 148V150H186V152L188 151V153H190V150H191V153L190 154H188L187 153V155L189 156V155H192V153L194 152L195 153V157H194V153H193V157L195 158V159H197L198 160V158L200 159V157L202 158V160H203V158H205L202 154H204L205 153V151H204V142L206 143V146H205V148L206 149H208V154H206L205 156H206V158L205 159H208L207 158V155H210V156H212L214 159H212L211 157L209 158V160L211 159L213 162L214 161H217L216 163H218V162H220L221 163V165H220V163H218L220 166H223V167H221V169H222V172L221 173H224V175H225V179H223L224 177H221V179L222 180H224L226 183L225 184H230L229 185V187H226L225 186V184L223 185V187L222 188H229V189H225V191L229 194V195H231L230 196V201L229 200H226V197H227V199L229 198L228 196L229 195H227L226 193H225V191H224V193L227 195L226 197H225V202L226 203H224V201H222L221 199H220V197H219V195H220V192H222L223 190H222V188H221V191H220V187L221 186H219L218 184H223V182L224 181H220V183H217V177H218V175H220V176H222V174H217V175H215L214 173H215V171H212V170H209V168L207 167V166H210V164H211V166H210V169H211V167H213V170L215 169V165H216V168L218 169L217 170V172L218 171H220L219 170V168H220V166H217V164H215V165H213L212 166V164H214V163H212V161H210L209 163H208V161L209 160H207V162L206 161H202L201 162V165L199 164L200 163V160H199V162H194L195 163V166H194V168L195 167H197L196 169H198V166H197V164L199 165V169H201V168H205L204 170H205V172L206 173H208V174H205V175H208V176H204L203 174L205 173H203V172H200L201 173V175H203L202 177H203V179H205V178H207V180L211 183V181L213 180H215L216 179V183H214L213 181H212V185H209V187H213L212 189H215V191L214 190H212L211 188H209L208 187V185H207V183H203V182H206V181H203V179L201 180V179H199L200 181H198L196 178H198L199 176H197V175H195L194 176V174L198 171H194V174L193 175H191V178H193V179H196L197 181H198V183H196L195 181H193V182H191V181H189V184L190 183H196V185L195 184H193L194 185V187L192 188L191 187V185H190V187L192 188H189V192H187L188 191V189H187V187L188 186H186V185H188V184H186V185H184V184H181V183H179V184H177V182L175 181V177H174V174L172 175V172H175L176 170H177V168L176 167H178V164H177V162H178V157L176 158V156L174 155V154H172L171 152H175V149H173L171 146L172 145H174L175 144V142L173 143L172 142V144H171V148H169V150H171V152L167 149V151H169L172 155H174V158H172V155L171 156H169L170 157V160L167 158V155H170V153H167V155L166 154H163L162 153V150H164L163 152L164 153H166L167 151H165L166 150V148H164V149H162L161 148V146H160V148H154L155 150H157V149H162L161 150V152L158 150V152L159 153H162L164 156H165V158H164V156H162L161 154H156L157 155V157L159 158V156L160 157H163V158H161V159H166L165 161H167L166 163H165V161H161V163H159L158 162V164H157V161H159L158 160V158L157 157H154L155 155V153H157V152H155L154 151V149L153 150H150L149 148H147V147H152V145H154V143L153 144H150L151 142H149V141H153V137H151V136H161V137H163V134H161L160 135V132L162 133V129H165V127H163L161 124H159L161 127H162V129L160 130V132L157 134V133H155L156 131H157V128H159L160 126H157L158 124L157 123H159ZM182 121V120H181ZM199 121V120H198ZM198 121H197V119L195 120V122L194 123H196V125H197V127H199V125H198ZM202 121V120H201ZM201 121H199V122H201ZM206 121V123H207V120H205ZM72 123V126H71V123ZM77 122V123H76ZM82 122H84L83 123V125L81 124ZM95 124H94V123ZM111 122V123H110ZM119 122V121H118ZM138 122V123H137ZM7 123V122H6ZM106 123H108V125L106 124ZM117 123V122H116ZM120 123V122H119ZM130 123H133V124H140L139 126L140 127H138V125H137V127H136V125H134V126H132L133 124H131V126L132 127H134V128H138V130H139V134H137V132H136V130L134 129L133 130V128L129 125ZM167 123L166 124H163L164 126H166L167 125ZM182 123V125H183V121L181 122ZM194 123H193V125H194ZM202 124L204 123V120H203V122H201ZM200 123V124H201ZM205 123V124H206ZM209 123V125H208V128H210V124H211V128L214 126L215 127V125L213 124V119L212 120H210V122H208ZM28 124H30V123H28ZM97 124V125H96ZM102 124H103V126H102ZM109 124H110V126H109ZM142 124H143V126H142ZM184 124V125H185ZM201 124V127L202 126H204V125H202ZM77 125H79L78 126V128H76V126ZM82 125V126H81ZM99 125H101L100 127H99ZM115 125V126H114ZM127 125V126H126ZM145 125H149V127L148 128H150V130H151V133L149 134L148 132H144V131H149L150 132V130H148V128L145 126ZM207 125V124H206ZM9 126V125H8ZM75 126V127H74ZM105 126H106V128L107 129H104L105 128ZM116 126H118L117 128H115ZM147 128H145V127ZM154 126V127H153ZM156 126H157V128H156ZM12 127V128H11ZM93 127V128H92ZM97 127V128H96ZM125 127H127V128H125ZM128 127H129V129L130 130H133V131H135L136 132V134H137V136H135L136 134H135V132H130L129 130H128ZM142 127H144V129L142 128ZM185 127H187V126H185ZM189 127V126H188ZM187 127V128H188ZM195 127V126H194ZM213 127V128H214ZM9 128V127H8ZM99 128V129H98ZM122 128L125 130V132H128V134H129V136L127 137V133H125L126 134V137H127V142H126V138H125V134H123L124 133V131L122 132ZM132 128V129H131ZM140 128V129H139ZM212 128V129H213ZM18 129V130H17ZM85 131H84V130ZM103 129H104V131H106V130H108L109 129V131H110V133L108 134V133H106L108 136H109V139L110 140H108L106 137L107 136H105L104 137V134H100L99 133V131L101 132V130H102V133H103ZM172 129V130H171ZM183 129H185L186 131H187V133L186 134H184V130ZM198 129V128H197ZM32 130H34V132L32 131ZM58 130L55 132V133H57L58 132ZM97 130V132H95ZM128 130V131H127ZM144 130V131H143ZM155 130V131H154ZM158 130V131H159ZM166 130V129H165ZM165 130H163V133H165L164 131ZM177 130H179V131H181V132H183V133H181L180 134V132H178ZM190 132H189V131ZM193 130V131H192ZM200 130V129H199ZM141 131V132H140ZM154 131V132H153ZM169 131V130H168ZM168 131H167V135L168 134H170V133H168ZM221 131V133H223L224 131H222V129L220 130ZM61 132V131H60ZM78 132V133H77ZM91 132H93V133H91ZM122 132V133H121ZM179 134H178V133ZM190 133V135L191 134H194V138L196 139L197 138V140L195 141L194 140V138H193V140L194 141H191L192 140V138H191V140L189 139V133ZM191 132H193V133H191ZM71 133H75V135L74 134H71ZM77 133V134H76ZM97 133H99V134H97ZM132 133H134L135 135L134 136H130ZM141 133V134H140ZM143 133V134H142ZM144 133H148V135H144ZM154 133V134H153ZM172 133H171V135H172ZM174 133H176V134H174ZM70 134V135H69ZM86 134V135H85ZM94 134V136H93V138L91 137L92 135ZM99 135V136H97V135ZM110 134H112L111 136L113 137H111L110 136ZM123 134V135H122ZM153 134V135H152ZM196 134H197V136H196ZM53 135V134H52ZM61 135V136H60ZM68 135H69V137H68ZM103 135V136H102ZM121 137H120V136ZM139 135V136H138ZM145 136V139H144V136ZM188 135V136H187ZM85 136H88V138L87 137H85ZM95 136H97L98 138L101 136V137H103V138H106V140H104L105 141V143H110L111 142V140L113 139V140H115L116 139V144H117V142H118V144L116 145L115 144V142L114 141H112V142H114V144L111 142V144H110V148H111V145L113 146V149H114V147H115V149L110 153V155H108V152H107V150H105L106 152H107V154H106V161H108V159H109V162L108 163H110V161H111V164L110 165H112V161H116L117 159H116V157L115 156H117V155H115V154H117V150H118V148H119V150H118V152L120 153V154H122L123 155V153L122 152H124L125 153V155L124 156H126V152H127V155H130V154H132L131 155V157L133 156V157H135V158H133V159H137L136 157H138L139 159L141 158H143V162L144 163H141V160H139V163H141V164H139V163H137V165L138 166H135V168L134 169H136V167H137V170H134L133 168H131V166H133V165H129V163H128V165L130 166L129 167V169H133V171L131 170L130 172H128L129 171V169L126 171L125 169V167H126V165H123V164H121V162H125V164H127L126 162H130V161H127V160H125L127 157H128V160H129V156H126V158L125 157H123L124 158V160H120V159H118L119 161H121V162H116V164H117V166H119V167H114V166H116V164L113 166L114 167V170H118L119 172H117V171H115L114 172V175H115V173H116V175L118 176V177H116V175L113 177V182H112V187H109L110 189H109V196H103L102 197V194L103 193H105V192H103V193H101L100 191V193H101V195H100V193L97 191V190H94V189H97L96 187H94L95 185H93L94 183L93 182H95V181H93V179L90 177L91 176V172L90 171H84L81 167H79L78 165H76L75 163H74V158L73 157H71V156H73L72 155V153H73V150L76 148V149H78L77 147L79 146V148L82 146V148L84 149V147H86L87 148V146L88 147H90L91 146V144H89L88 145V143H86L88 140L87 139H89L90 140V138H91V140L90 141H92V139H95L96 137ZM146 136L148 137V140H147V138H146ZM150 136V137H149ZM154 136V137H155ZM170 136V135H169ZM173 136H170V141L174 138ZM192 136V135H191ZM200 136V137H199ZM7 137V138H6ZM62 137V138H61ZM112 139H111V138ZM114 137H115V139H114ZM124 137V138H123ZM138 137H141V138H138ZM159 137H155L156 139L157 138H159ZM161 137L159 138V140H158V142L160 141L161 142V140H163V139H161ZM166 137V133H165V135H164V138ZM186 137H187V139H186ZM61 138V139H60ZM87 138V139H86ZM121 138H123V139H125V141L123 140L122 141V139ZM129 138H134L133 139V142H128V139ZM135 138L137 139V140H135ZM150 138H152L151 140H150ZM155 138H154V141H156L157 142V140H155ZM172 138V139H171ZM97 139V138H96ZM120 141H119V140ZM130 139V140H131ZM138 139H140V141L138 140ZM166 139V138H165ZM168 139V140H169ZM175 139V138H174ZM185 139L187 140L186 142H184L185 141ZM202 139V140H201ZM85 140H87L86 142H85ZM100 140H102V138L101 139H97V144L98 145H101V144H99V142H100ZM108 140V141H107ZM143 140V141H142ZM177 140V139H176ZM191 142H190V141ZM90 141H88V142H90ZM135 141H137L136 143H135ZM148 141V142H147ZM164 141V140H163ZM166 141H167V139H166ZM166 141H164V142H166ZM178 141V140H177ZM198 141V142H197ZM199 141H201L200 142V146L203 148L202 150H201V147L199 146ZM92 142H96V141H92ZM122 142H124V144L122 143ZM126 142V143H125ZM148 144H147V143ZM155 142V143H156ZM157 142V144L159 145V143ZM180 142V141H179ZM65 145H64V144ZM67 143V144H66ZM87 145H86V144ZM104 142H102V146H105V147H102L101 146V148H106V145H104L103 144ZM141 143V144H140ZM167 143V142H166ZM177 143V142H176ZM186 143H188V144H190V145H187ZM68 144H71V145H68ZM133 144H138V146H136L135 145V147H136V150L139 148V150H137L138 151V153H137V151L135 150L134 151V149H135V147H134V145ZM146 144V145H145ZM161 144V143H160ZM162 144H163V142H162ZM161 144V145H162ZM72 145H74L73 147H72ZM86 145V146H85ZM96 145V144H95ZM125 145H126V147H125ZM133 145V146H132ZM143 145H144V147H143ZM149 145V146H148ZM158 145H155V146H157L158 147ZM170 145V143H169V141H168V145L167 146H169ZM175 145H177V144H175ZM175 145L173 146V147H175ZM180 145V144H179ZM185 145H183V148H184V146ZM203 145V146H202ZM69 146H71V148H72V151H68V150H71V148L70 149H68L69 148ZM119 146V147H118ZM120 146L122 147V148H124V149H122V148H120ZM129 146V147H128ZM141 146V147H140ZM155 146H153V147H155ZM163 146H165V147H167L166 146V144L164 145L163 144ZM178 146V145H177ZM185 146V147H186ZM91 147H93V149H94V147L95 146H93V144H92V146ZM100 146H97V147H95L96 149H97V151L99 150H101V148H99ZM109 147H107V148H109ZM118 147V148H117ZM132 147V148H131ZM138 147V148H137ZM152 147V148H153ZM179 147H181L182 148V146H179ZM200 147V148H199ZM99 148V149H98ZM143 148H145L144 150V152H148V150H149V152L151 153V151H153L150 155L147 153V157H148V155H149V157L147 158L146 156H145V153H144V156L147 158H145L146 159V161H148L147 163H148V165H149V163L151 164L150 166H148L147 164H146V162H145V160H144V156H143ZM176 149H177V147H175ZM65 151H64V150ZM68 149V150H67ZM103 149V150H104ZM123 150L122 152H120V150ZM132 149V150H131ZM146 149H147V151H146ZM64 152H63V151ZM126 150H128V151H126ZM130 150H131V152H130ZM178 150H180V149H178ZM183 150L184 149H182V152L181 153H184L183 152ZM184 150V151H185ZM200 150L202 151L201 152V154H199V156L200 157H197V155H196V153H198V151H199V153H200ZM225 150V151H224ZM66 151H68L67 153H66ZM110 151V150H109ZM116 153H115V152ZM223 151V152H222ZM101 152H102V150H101ZM104 152V151H103ZM137 153L136 155L137 156H135L134 155V153ZM140 152H142V154H140ZM180 151H177V153H179ZM105 153V152H104ZM112 153H113V155H112ZM118 153V154H119ZM128 153H130V154H128ZM154 153V154H153ZM224 153V154H223ZM9 154V156L7 157L8 159H4L3 157L5 156V155H8ZM186 154V153H185ZM151 155H152V157H151ZM159 155V156H158ZM263 155H264V153H263ZM141 156V157H140ZM6 157V156H5ZM69 159H68V158ZM118 157H122V156H118ZM130 157V158H131ZM154 157V158H153ZM191 157V156H190ZM193 157H191L192 159H193ZM197 157V158H196ZM209 157V156H208ZM70 158H72V160H70ZM130 159V160H132V163H130V164H134L133 162L135 161V160H133V159ZM150 158H153V159H150ZM5 160V161H3V160ZM115 159V160H114ZM174 160V161H172V163L174 162V165L172 164V166L170 165L171 164V160ZM195 159H193V161L195 160ZM156 162H155V161ZM150 161V162H149ZM168 161H170L169 163H168ZM192 161V162H193ZM222 161H223V163H222ZM234 161H235V164H234ZM72 162V163H71ZM137 162H138V160H137ZM227 162V161H226ZM68 163H70V164H72V165H74L73 167H71V165L69 164L68 165ZM136 163V162H135ZM167 164L168 163V167H170V168H172V170H173V168L175 169L176 168V170H169L170 168H166L167 166L165 165V164ZM175 163L177 164V165H175ZM230 163V164H229ZM119 164H121V165H123L122 167H121V165H119ZM144 164L145 165H147V166H144ZM157 164V165H156ZM202 164H203V167H201L202 166ZM204 164H206V166H204ZM209 164V165H208ZM134 165H136V164H134ZM156 165V169H154V166ZM170 165V166H169ZM225 165V166H224ZM227 165H231V167H233V168H231V170L230 169H228V167H227ZM237 167H235V166ZM68 166V168H65V167H67ZM79 167V168H74V167ZM125 166V167H124ZM164 166H165V169H167L168 171L166 172L167 173V175L169 176H167L166 174L164 175V174H162L163 172L165 173V170L163 171V169H164ZM174 166H176V167H174ZM254 166V165H253ZM252 166V167H253ZM139 167V168H138ZM142 167H144V169L146 168L147 170H144V172L145 171H147L145 174H143L144 172H143V169H142ZM160 167H161V169H160ZM192 167H193V164H192ZM201 167V168H200ZM226 167V168H225ZM236 169H235V168ZM72 168L74 169V170H72ZM122 168L124 169V171H122ZM140 168L142 169V170H140ZM151 168V169H150ZM152 168H153V171L151 172V170H152ZM163 168V169H162ZM209 170V172H208V170ZM239 168V169H238ZM68 169V170H67ZM119 169H121V171L119 170ZM158 169V170H157ZM228 169V170H227ZM236 171H234V170ZM249 169V168H248ZM250 169H251V167H250ZM194 170V169H193ZM203 170V169H202ZM238 170L240 171H242L243 173L245 172L246 173V175H243V173L242 172H238ZM136 171V172H135ZM170 171V172H169ZM200 171V170H199ZM210 171H212V173H210ZM226 171H228L227 173H226ZM234 171V172H233ZM90 172V173H89ZM135 172V173H134ZM140 172H142V174H139ZM161 172V173H160ZM214 172V173H213ZM230 172H231V174H230ZM232 172H233V174H232ZM257 172V173H256ZM93 173V172H92ZM119 173H121V174H119ZM128 173H130V176H132L133 174H134V176L135 175H139V177L138 176H136L135 178H137L138 177V179L136 180V179H134L133 180V178L134 177H129V175H127ZM158 173V175L156 176V174ZM160 173V174H159ZM176 173V172H175ZM198 174H199V172H197ZM196 173V174H197ZM209 173L212 175V174H214L215 175V177H214V175H212L211 177H210V175H209ZM229 173V174H228ZM236 173H239L238 175H239V177H238V175L236 174ZM242 173V174H241ZM244 173V174H245ZM119 174V175H118ZM156 176V177H154V175ZM162 174V175H161ZM248 174H250V175H248ZM256 174L258 175V176H256ZM92 175H95L94 173L92 174ZM201 175H200V178H202L201 177ZM234 175H236V177H234ZM247 175H248V177H247ZM160 176H161V178H160ZM179 176H182V174H180V175H178L177 177H178V182H180V180H183V179H181V178H183L184 177V175H183V177H179ZM194 176V177H193ZM197 176V177H196ZM217 176V177H216ZM243 176H246L247 177V179L250 181L251 179H252V181H250V183L249 182H247L248 180L246 179V177H245V180H244V178H243ZM254 177L255 178V180L253 179V178H251L250 179V177ZM256 176V177H255ZM89 177V178H88ZM116 177V178H115ZM129 177V178H128ZM147 177V178H146ZM168 177V178H167ZM172 177H174V178H172ZM177 177H176V180H177ZM196 177V178H195ZM229 177H232V178H229ZM87 178V179H86ZM115 178V179H114ZM131 178V179H130ZM143 178H146L145 180L147 181H145ZM154 178H157V179H154ZM158 178H159V181H158ZM165 178V179H164ZM180 178V179H179ZM213 178H215V179H213ZM258 180H257V179ZM121 179V180H120ZM126 179H128V181L126 180ZM153 179H154V181H157V182H154L153 181ZM167 179V180H166ZM172 179H174V180H172ZM187 179V175L185 176V180ZM212 179V180H211ZM218 179H220V178H218ZM220 179V180H221ZM228 179H229V181H228ZM126 180V181H125ZM131 180H133V181H131ZM139 180V182L138 183H140L139 185L140 186H142L141 188H143V187H145V186H143V185H149V186H153L152 188V190H151V188H150V190H148L147 188H145L147 191H151V192H153V191H155V192H153L152 194H151V199H152V197L155 199H148L149 200V202L150 201H152V202H150V203H147L145 200L146 199H143L142 200V198H141V200H140V198L138 197L139 195L137 194V192L135 193L134 191H136L135 190V188H134V184H131L132 182L134 183H136V187L137 186H139L138 185V183L136 182V181H138ZM142 180V181H141ZM163 180H165L164 182H163ZM170 180H172V181H170ZM185 180H183V183H185L184 181ZM188 180H189V177H188V179L186 180V183L188 182ZM191 180V179H190ZM211 180V181H210ZM237 180H239L240 182H238ZM243 180H244V183H243ZM247 180V181H246ZM261 180V181H260ZM92 181V182H91ZM129 181H131V183L129 182ZM144 181V182H143ZM168 181L170 182L169 184H168ZM203 181V182H202ZM235 181H237L238 183H240L241 184V186L239 187V189H237L238 188V185H237V183L235 182ZM254 181V182H253ZM115 182V183H114ZM123 182V183H122ZM126 182V183H125ZM142 182V183H141ZM162 182V183H161ZM176 184H175V183ZM182 182V181H181ZM202 182V186H203V184H204V186L205 185H207V186H205V187H208L209 189H208V191H210L212 194H213V198H214V201H217L218 199H217V197H219V201H217V204L215 205V209H214V206H211L210 208H212L211 209V211L212 212H209L208 214H207V212H208V210L210 209L209 208V205L208 204H210V205H213V203L215 204L216 202H211V201H209V202H211V203H202V202H204V201H197V198L199 199L201 196H199V194H196V196H195V193L194 192H197V190L199 189V187H196V186H198L197 184H200ZM219 182V181H218ZM232 182V183H231ZM250 184V186H246L247 184ZM114 183V184H113ZM156 183V184H155ZM243 183V184H242ZM257 183H258V185H257ZM262 183V184H261ZM87 184V185H86ZM129 184V185H128ZM162 184V185H161ZM177 186V187H175V189L173 188L175 185ZM234 184V185H233ZM246 184V185H245ZM253 184V185H252ZM256 184V185H255ZM90 185L92 186V187H90ZM120 185V186H119ZM154 185H160L159 187L158 186H155L154 187ZM167 187H166V186ZM172 185H173V187H172ZM237 185V186H236ZM139 186V187H140ZM146 186V187H147ZM148 186V187H149ZM169 186V187H168ZM201 186V187H202ZM204 186H203V188H204ZM225 186V187H224ZM232 186H234V187H232ZM243 186H244V188H243ZM252 186H253V188H252ZM133 187V188H132ZM173 189H172V188ZM196 187V188H195ZM236 187V188H235ZM131 188V189H130ZM141 188H139V189H141ZM169 188L171 189V190H169ZM203 188H201V189H203ZM86 189H88V190H86ZM93 189V190H92ZM115 189V190H114ZM117 189V190H116ZM132 189H134V191L132 190ZM137 189V188H136ZM139 189H137V190H139ZM145 189H142L143 191H144V197H147V194L145 195V193H147L146 192V190ZM164 189H165V191L166 192H164ZM186 190L187 189V193L185 192V194L183 193V195H185V196H180V195H182V193H180L182 190ZM191 189V190H190ZM218 189H219V192H218V194H217V192L216 191H218ZM248 189V190H247ZM142 190H139L140 192L142 191ZM168 190V191H167ZM174 190V191H173ZM184 190L182 191V192H184ZM194 190H196V191H194ZM239 191V192H237V193H240V196H239V194H237L236 193V191ZM131 191V192H130ZM159 191V192H158ZM161 191V192H160ZM200 192H201V194L200 195H203L204 193H202V191L201 190H199ZM230 191L235 195V193L237 194V196L235 195H232L231 193H230ZM234 191V192H233ZM243 191V192H242ZM97 192V193H96ZM174 192V193H173ZM190 192H191V194H193L194 193V195H191L190 194ZM204 192V191H203ZM242 192V193H241ZM247 192V193H246ZM0 193V194H1ZM98 193H99V196H98ZM111 193V194H110ZM137 194V195H135V194ZM139 193V192H138ZM154 193H155V195H154ZM190 195H189V194ZM198 193V192H197ZM4 193H2V195H3ZM6 195V196H9V195ZM114 194V195H113ZM148 194H150V192H148ZM211 194V195H212ZM214 194H215V196L216 197H214ZM247 194H249V195H247ZM113 195V196H112ZM160 195L161 196H163V197H161L160 198ZM209 195H210V193H209ZM208 196V198H207V196H206V198L208 199V200H212V196ZM242 195H243V197H242ZM252 195V196H251ZM254 195V196H253ZM5 196V195H4ZM171 196H172V198H171ZM193 196H194V198H193ZM197 196H199V197H197ZM246 196H248V198H249V200L247 199V197ZM250 196V197H249ZM11 197H10V199H11ZM106 197V198H105ZM148 197H150V196H148ZM171 199H170V198ZM175 197V198H174ZM177 197H179V199L177 198ZM180 197H182V199L180 198ZM196 199V201H197V205H196V203H194V201H193V199ZM195 197H197V198H195ZM203 197H205V196H202V198ZM210 197H211V199H210ZM235 197V198H234ZM238 197V198H237ZM244 197H246L245 198V200H244ZM262 197V198H261ZM6 199H8L7 197H5ZM129 198H131L132 200H130ZM138 198H139V200H138ZM159 198V199H158ZM164 198H166V199H170V200H175L174 202L173 201H171V204H170V201L169 200H164ZM192 199L191 201H190V199ZM202 198H200V200H202ZM205 198V199H206ZM234 198V199H233ZM243 198V199H242ZM261 198V199H260ZM9 199V200H10ZM246 199H247V201H246ZM253 199H254V202H253ZM260 199V200H259ZM158 200V201H157ZM163 200V201H162ZM177 200V201H176ZM181 200V201H180ZM189 201L188 203H187V201ZM240 200V201H239ZM258 202H256V201ZM155 201V202H154ZM162 201V202H161ZM167 201V202H166ZM180 201V202H179ZM185 201H186V203H185ZM193 201V203H191ZM224 203V205H221L222 204V202ZM228 201V202H227ZM242 201V202H241ZM4 202V204H6L7 202L6 201H3ZM143 202V203H142ZM179 202V203H178ZM199 202V203H198ZM201 202V203H200ZM219 202V203H218ZM157 205V203L159 204V205H157L158 206V208H157V206L155 205V204ZM165 203V204H164ZM167 203V204H166ZM234 203V204H233ZM249 203V204H248ZM252 203V204H251ZM3 204V203H2ZM9 204V206H12V205H10ZM148 204H150V207H149V205ZM182 204V205H181ZM189 204V205H188ZM192 204V208L194 207L193 205H196V207L198 206V209H199V211H197L198 212V215H197V213H196V211H194V210H197L195 207V209H193L192 211H190L191 209H190V207H188V206H190ZM198 204H200V206L198 205ZM202 204H203V206H202ZM251 204V205H250ZM18 205V206H17ZM151 205H155V207L154 206H152L151 207ZM162 205H164V207L162 206ZM168 205V206H167ZM173 205V206H172ZM187 205V206H186ZM204 205L206 206V208L204 207ZM219 205V206H218ZM228 205V206H227ZM233 205H236L235 207L233 206ZM254 205V206H253ZM8 206V207H9ZM160 206V207H159ZM179 206V207H178ZM208 206V207H207ZM246 206V207H245ZM248 206V207H247ZM252 208H251V207ZM2 207H3V205H2ZM1 207V208H2ZM7 207V206H6ZM15 207V206H14ZM161 207H162V209H161ZM189 209H188V208ZM4 208V207H3ZM149 208V209H148ZM157 208V209H159V210H155V209ZM163 208H165V209H163ZM167 208H171V209H167ZM175 208L178 210V211H176L175 210ZM188 210H187V209ZM203 209V211L205 210V212H206V214H204V213H201V214H203V219H200V220H198V217H201L202 215L201 214H199V212ZM235 208H236V210H235ZM243 208H244V211H243ZM5 209V208H4ZM3 209V210H4ZM7 209V208H6ZM5 209V210H6ZM11 209V208H10ZM13 210H11V212H14V210L16 209V208H12ZM151 209H153V210H151ZM213 209H214V212H213ZM0 210H2V209H0ZM2 210V211H3ZM156 212H155V211ZM165 210H167V211H165ZM185 212H184V211ZM218 210V211H217ZM238 210V211H237ZM241 210V211H240ZM254 212H253V211ZM1 211V212H2ZM19 211V212H20ZM161 211V212H160ZM195 212V215H194V212ZM202 211V212H203ZM237 211V212H236ZM4 212V211H3ZM7 212V211H6ZM10 211H8V213H9ZM95 212H97L99 215H97V213H95ZM155 212V213H154ZM159 212V213H158ZM188 212V213H187ZM193 212V213H192ZM219 212V214H217ZM151 213V214H150ZM161 213V214H160ZM173 213V214H172ZM183 213V214H182ZM216 213V214H215ZM251 213V214H250ZM6 215H7V213H5ZM5 214H4V217L6 218V216H5ZM11 214V213H10ZM17 215L16 216H18V218H19V215L20 216H22V213L21 214H19V213H16ZM170 214H171V216H173V215H176L177 217H175V218H178V221H177V219H174V216L173 217H171L170 216ZM181 214V215H180ZM236 214V215H235ZM246 214V215H245ZM186 215H188V216H186ZM204 215H207L208 217L209 216H211V217H207V216H205L206 218V220H208V222L207 221H205V219H204ZM213 215V216H212ZM218 215V216H217ZM244 215V216H243ZM250 215V216H249ZM8 217H9V215H7ZM14 216V215H13ZM24 216H22V217H24ZM191 216V217H190ZM193 216V217H192ZM249 216V217H248ZM7 217V218H8ZM15 217V216H14ZM21 217V218H22ZM161 217V218H160ZM171 217V218H170ZM186 217V218H185ZM218 217H220V218H218ZM251 217V218H250ZM13 218V217H12ZM16 218V217H15ZM173 218V219H172ZM180 218V219H179ZM191 218V219H190ZM235 218V219H234ZM249 218V219H248ZM9 219V218H8ZM196 219V220H195ZM19 220L20 219H18L16 222L17 223H19V224H21V227L23 226V224H25V220H24V218H22V220L21 221H23L22 223L21 222H19ZM160 220V221H159ZM181 221V223H177V222H180ZM188 220H189V222H188ZM204 222H203V221ZM225 220V221H224ZM232 220H233V223H231L232 222ZM12 221V220H11ZM14 221V220H13ZM12 221V222H13ZM184 221V222H183ZM185 221H186V223H185ZM191 221V222H190ZM195 221V222H194ZM215 221V222H214ZM217 221H219V222H217ZM254 221V222H253ZM256 221V222H255ZM159 222H161L160 224H159ZM175 222V223H174ZM200 222V223H199ZM218 224H217V223ZM229 222V223H228ZM259 222V223H258ZM14 223V222H13ZM17 223H16V226H17ZM185 223V224H184ZM198 223V224H197ZM202 223H204V224H202ZM239 223V224H238ZM247 224V226H245V225H243V224ZM248 223H249V225H248ZM12 224V223H11ZM15 224V223H14ZM18 224V225H19ZM161 224H162V226H161ZM175 224V225H174ZM180 226H179V225ZM182 224V225H181ZM198 226H197V225ZM212 224H213V227H212ZM223 224V225H222ZM233 224V225H232ZM13 225V224H12ZM153 225V226H152ZM156 225V226H155ZM163 225H165L166 226V228L168 229V225H172V226H176L175 228H174V230H173V232H175V230L176 231H178L177 233H175V235L176 234H179L180 236H177V238H176V236H173L174 235V233H172L171 234V236H168V238L166 237L165 239H168L169 241L165 244L166 246H164V248H158L157 246H155V245H157V242H156V239H155V242H156V244H152L153 242H154V239H153V236H151L150 234H152V235H154V233H155V235L157 236V237H159V234H158V226H159V231L161 230V231H165L166 232V230H165V228H164V226ZM179 227H178V226ZM196 225V226H195ZM239 225V226H238ZM260 225V226H259ZM20 226V225H19ZM160 226H161V229H160ZM172 226H170V227H172ZM205 226V227H204ZM214 226H216V227H214ZM235 226V227H234ZM245 226V227H244ZM250 226H252V227H250ZM255 226V227H254ZM256 226H257V228H256ZM156 229H155V228ZM198 227H199V229H198ZM231 227V228H230ZM236 229V231H235V229ZM237 227V228H236ZM246 227L248 228V229H250L251 228V230H256L255 232H254V230H253V232H248V229L247 230H245L246 229ZM152 228V229H151ZM221 228V229H220ZM228 229V230H226V229ZM30 229V230H29ZM173 229V228H172ZM178 229V230H177ZM189 229V230H188ZM202 229V230H201ZM219 229V230H218ZM229 229H233L232 230V232H231V230H229ZM237 229H239V230H237ZM106 230V231H105ZM195 230H197V232L195 231ZM209 231V233H208V231ZM218 230V231H217ZM24 231V232H25ZM170 231H172V230H170ZM188 231H190V232H188ZM193 231V232H192ZM230 231V232H229ZM233 231H235V232H237V233H235V234H233V235H235L236 236V239H234V237L235 236H233V238H232V236H228V233H230L229 235H231V233H233ZM245 231V232H244ZM258 231H260V232H258ZM180 232V233H179ZM184 232V233H183ZM200 232V233H199ZM206 232V233H205ZM224 232V233H223ZM246 233V234H244V233ZM247 232H248V234L250 233V236H248V237H250L249 239H248V237H247ZM160 233V235H162V233L161 232H159ZM188 233V234H187ZM220 233V234H219ZM245 235V237L247 238L246 240H250L249 241V243H248V241H246L244 238V235ZM254 234V237H256V238H253V235L252 234ZM261 233H262V235H261ZM148 234V235H147ZM193 234V235H192ZM210 234H212V235H209ZM215 236H214V235ZM255 234H257V235H255ZM260 234V235H259ZM22 235V234H21ZM144 235V236H143ZM145 235H147V237H145ZM155 235H154V237H155ZM195 235V236H194ZM205 235V236H204ZM225 235V236H224ZM242 235V236H241ZM23 236H24V233H23ZM22 236V237H23ZM63 236V237H62ZM106 236H108V237H106ZM110 236H112V238L110 237ZM150 236V237H149ZM182 236V237H181ZM186 236V237H185ZM198 236V237H197ZM227 236V237H226ZM257 236H258V238H257ZM261 236V237H260ZM61 237V238H60ZM70 237H72V239H70ZM74 237V238H73ZM145 237L146 238V240L148 241V243H146V240H144L145 241V244L143 243L144 241L142 240L143 238ZM169 237H171V238H169ZM173 237V238H172ZM193 238V239H190V238ZM194 237H195V239H194ZM222 237H226L227 239H221ZM229 237H231V238H229ZM242 237H243V240L244 241H242L241 242V240H242ZM21 238V237H20ZM144 238V239H145ZM152 238V239H151ZM156 238V237H155ZM181 238V239H180ZM185 238H186V240H185ZM199 238V239H198ZM201 238V239H200ZM217 238H219V239H221L222 240V242H223V244L225 243V242H227L228 240H230V241H228L229 243H225L226 244V247H225V249L222 247V244H219L218 242V240L219 239H217ZM241 238V239H240ZM252 238V239H251ZM22 239V238H21ZM54 239V240H53ZM58 239V240H57ZM190 239V240H189ZM198 239V240H197ZM210 239H211V241H210ZM23 240V239H22ZM26 239H24L23 240V243H24V245L25 246H27V245H29L26 241H25ZM40 240V241H39ZM114 240V241H113ZM172 240V241H171ZM173 240H174V242H173ZM191 241V245H188V249L187 250H189V252L190 253H188L187 252V254H182V253H179V251L180 250H178L177 252L179 253V254H181V255H179L178 253H177V255H179L180 257H178L177 258V260H176V253H174L172 250H171V248H170V250H169V245H173L172 247L174 248L175 246H176V248L177 249H181L180 247H177V246H183L184 244L186 245V243L187 242H189V241ZM192 240H194V241H192ZM207 240V241H206ZM233 240V241H232ZM234 240H236V241H234ZM255 240V242H254V244L252 243L253 241ZM27 243V244H25V242ZM53 241H57V244H56V242H54L53 243ZM78 241V242H77ZM138 241H142V245H141V243L139 242L138 243ZM151 241V242H150ZM177 241V242H176ZM183 242V243H181V242ZM197 241V242H196ZM225 241V242H224ZM261 241H262V243H261ZM76 242V243H75ZM136 242V243H135ZM154 242V243H155ZM172 242V243H171ZM194 243V245H193V243ZM221 242V243H222ZM231 242V243H230ZM244 242H246L245 244L247 245V247H243V246H246V245H244L243 244V246H242V243H244ZM51 243H53V244H56V245H53V244H51ZM65 243H66V245H65ZM150 243V244H149ZM51 244V245H50ZM139 244V248L137 247V245ZM175 244V245H174ZM181 244V245H180ZM188 244V243H187ZM224 244V245H225ZM251 244H253L254 246H252ZM134 245H136V247L134 246ZM144 245V246H143ZM147 245V246H146ZM152 245H154L153 247H154V250L153 249H151L150 248V246ZM215 245V246H214ZM221 245V246H220ZM230 247H229V246ZM233 245V246H232ZM262 245V246H261ZM29 246H31V244L29 245ZM32 246H34V244L32 245ZM35 246H34V248L32 249L31 247H29L30 248V250H31V252L32 251H34L35 249H38L37 247L35 248ZM148 248L149 247V249H145L146 247ZM151 246V247H152ZM198 246V247H197ZM205 246H207V248H209L208 249V252H207V248L206 249H204L205 248ZM228 246V247H227ZM28 247V246H27ZM84 247V246H83ZM115 247V249H113ZM135 247V248H134ZM145 247V248H144ZM152 247V248H153ZM184 247V246H183ZM182 247V248H183ZM196 247V248H195ZM217 247H218V249H220V250H218V251H216L217 250ZM232 247H233V249L234 250H232ZM237 247V248H236ZM43 248V247H42ZM41 248V249H42ZM133 248V249H132ZM137 248V249H136ZM142 248H144L143 250H142ZM176 248H174V249H176ZM212 248V249H211ZM223 248V249H222ZM241 248H243L242 250H241ZM249 248V249H248ZM133 250V251H131V250ZM163 249V250H162ZM165 249V250H164ZM168 249V250H167ZM173 249V250H174ZM186 249V248H185ZM204 249V250H203ZM214 249V250H213ZM228 249V250H227ZM229 249H230V251H231V253H229L228 251H229ZM237 249V250H236ZM253 249V250H252ZM39 250V249H38ZM37 250V251H38ZM128 250V251H127ZM142 250V251H141ZM150 250H153V251H151L150 252ZM157 250V251H156ZM227 250V251H226ZM251 250L254 252L253 254H251ZM262 252H261V251ZM37 251H35V252H33V253H37ZM42 251V250H41ZM40 250H39V252H41ZM146 251H148V252H146ZM226 251V252H225ZM236 251V253H234ZM241 251V252H240ZM244 251V252H243ZM260 253H259V252ZM38 252V254L39 255H41V254H43L42 252H41V254ZM129 252V253H128ZM150 252V253H149ZM205 252H207V254L205 253ZM213 252V253H212ZM233 252V253H232ZM238 252V253H237ZM134 253V254H133ZM205 253V254H204ZM110 254V253H109ZM154 254V255H153ZM161 254H162V256H161ZM211 254V255H210ZM213 254V255H212ZM232 254V255H231ZM233 254H234V256H233ZM235 254H238V256L237 257H235L236 255ZM256 254V255H255ZM260 254V255H259ZM39 255H35V256H38V258H40L41 260L40 261H43L44 259H42V257L41 256H43V255H41L40 257H39ZM116 255V254H115ZM134 255H136V258L137 257H139V258H137V260H136V258L134 257ZM169 255H172L171 257H175V259H173L172 260V258L170 259V258H167V257H170ZM218 255V256H217ZM220 255V256H219ZM252 255H253V257H252ZM45 256V255H44ZM114 256V255H113ZM149 256H151V258H149ZM212 256H214V257H212ZM232 256V257H231ZM242 256V257H241ZM46 257V256H45ZM44 257V258H45ZM116 257H118V258H116ZM153 257V258H152ZM219 259V261H217L218 259ZM234 257L235 258H237V259H234ZM255 257V258H254ZM260 257V258H259ZM36 258V257H35ZM47 258V257H46ZM120 258V259H119ZM158 258V259H157ZM232 259V260H230V259ZM241 258H242V260H245V262H243L242 260H241ZM252 258H253V260H252ZM257 258V259H256ZM262 258V259H261ZM33 259V257L31 258V260ZM47 259H49V258H47ZM142 261H140V260ZM150 259V260H149ZM178 259L180 260V261H178ZM183 259V260H182ZM216 259V260H215ZM254 259H256V260H254ZM38 260V259H37ZM36 260V264H40V262H39V260L37 261ZM119 260H121V261H119ZM169 260H172V261H169ZM175 260V261H174ZM208 261V262H206V261ZM241 260V261H240ZM259 260V261H258ZM49 261H50V259H49ZM184 261V263H182ZM229 261V262H228ZM247 261V262H246ZM38 262V263H37ZM45 263H47L46 262V259H45V261H44ZM157 262V263H156ZM159 262V263H158ZM241 262H243V263H241ZM35 264V262H34V260L33 261H31L30 262V264ZM49 263V262H48ZM205 263H203V264H205ZM214 263V264H215ZM42 264H43V262H42ZM211 264V263H210Z\"/></svg>",
  "mask_w": 264,
  "mask_h": 264
}]
</instances>
